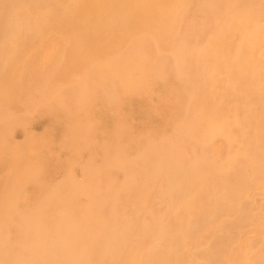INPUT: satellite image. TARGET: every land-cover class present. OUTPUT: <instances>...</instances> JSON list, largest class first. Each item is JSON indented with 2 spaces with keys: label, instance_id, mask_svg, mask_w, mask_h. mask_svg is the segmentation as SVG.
<instances>
[{
  "label": "rangeland",
  "instance_id": "1",
  "mask_svg": "<svg viewBox=\"0 0 264 264\" xmlns=\"http://www.w3.org/2000/svg\"><path fill=\"white\" fill-rule=\"evenodd\" d=\"M74 1L75 0H72V1H68V0L67 1L66 0H54V1L53 0H23V1L22 0H0V45H1L0 46V60H1L0 61L1 62L0 63V70H1L0 71V79H1L0 80V87H1L2 83L7 84L9 86V87L6 86L7 87L6 95L0 96V120H1L0 124L2 125V126L0 125L1 126L0 127V189L2 190L4 183L6 184L5 187L3 188L4 191L0 190V194H1L0 195V198H1L0 199V210H1L0 211V218H1V215L3 213H5L6 211H10V213L8 214L10 217H7V224L5 226H2V230L0 231V237H1L0 243L5 248L4 250L7 252V255L11 259L19 257V258H22L24 260V259L29 257V251H28L27 247L31 243L32 238L30 235H26V234L21 235L19 232L22 228V225H23L22 223L24 222V220H23L24 216L27 215V217H28L30 215V213L32 214L33 212L36 211V209L38 207V205L36 203L40 204L41 201H43L44 199H48V198L52 202L58 203L59 200L62 199L65 195L70 194L72 192L74 193V190L76 191L75 187L80 186L79 183H81L85 188H87L88 184L94 185L95 195L92 196L91 192L89 191V194H91L90 197L87 195L86 197H80L78 199L76 198V200L73 201L74 204L72 202L73 209L82 210L84 208H87L89 205H90V207L94 206V208H96L97 205H95V203L97 200V203L99 202L98 204L100 205L99 207L102 208L101 209L97 206L98 209H96V210H97V217L99 216L98 220L100 219L104 222V219H105V221H106L105 224L110 225L113 223L112 225L114 226V225L119 223L118 224L119 227L122 224L120 228H123V227L125 229L127 228V235L124 236L125 237L124 238L125 239L124 244H125V241L129 240L128 243L126 242L128 245H123L121 252L119 250V252H120V253H118L119 257L117 254L116 256H114L112 258H102L101 261L104 264H120V263L121 264L122 263L123 264H125V263L126 264H128V263L129 264H134V263L135 264H160V263L163 264V263H165L166 260L168 262L166 261L167 263H165V264H169L170 262H172L170 264H205V263L206 264H264V229H263L264 228V182H262V181H264V173H263V171H264V167H263L264 166L263 165V163H264V155H263L264 154V149H263L264 148V129L261 125V122L264 118V116H263L264 115V103H263L264 102V86L262 85V82L264 84V80L262 81V77H264V76H262L263 75L262 71L264 73V64H263L264 63V14H263V12H264V0H256V1L255 0H248V1L247 0H206V1L203 0L205 2L199 0V1H201V3L198 2V0H182V1L178 0L179 2L177 0H159V1L153 0V1H151V12L154 11L152 13V15H150L151 13H148L149 14L148 16L142 17V14L138 13L137 11L129 14L128 17H126V15L124 16L123 14L117 15L116 17H114L115 21L112 24L108 21L107 16L104 12H100V13L96 14V16H94L92 19L84 20V18H82V16H79L73 12V7H69V9L67 11H65L66 7L63 6L65 8L64 9V8H62V5H60V4H63V5L68 6L70 4L69 2L72 3ZM76 1L78 3L80 2V0H76ZM251 1L252 2L254 1V3H251ZM18 3L21 5L18 6ZM198 3H200L201 8L199 7ZM202 3H203V5L205 4V6H203ZM196 4H198V6H196ZM182 5H183V7H182ZM211 6H213V10L211 9L212 8ZM59 7H60V9H59ZM205 7L207 9H205ZM20 8H22V9H20ZM30 8H32V10ZM161 8H162V10H164V12L165 11L169 12L170 8L172 10V11L170 10V13H172V16H173L172 19L175 21V23L173 20H171V24L168 26L169 29L167 28L168 31L166 29H165V31H163L161 29V27L157 29L156 24H155L156 22L154 21V18L151 19V17L159 15L160 13L161 14L163 13ZM168 8H169V10H168ZM215 8L218 9V11L221 15L218 13V11ZM19 9L21 11H18ZM208 9H211L210 11H212V13H213V11H214V13H217L216 15H214L215 20L212 19L213 14L211 12L210 13L212 16L210 15V16H208L209 18L207 17V15L210 14V13L206 12V11H209ZM179 10H181L182 12ZM224 10H226V11H224ZM16 11H18V13H17V15L19 16L18 18H15V16L17 17V15L13 14L14 12L16 13ZM60 11H62V12H60ZM227 11H229V12H227ZM247 11L250 12V14L252 13V17H251L252 21L250 20L251 22L249 21V23H248V25H250L252 33L250 30H248L250 28H249V26H247V23L246 24H242V23L238 24V22H234L233 25L230 26L229 28L226 27L230 23V20L232 17L239 16L240 15L239 12L242 14V13H245ZM32 12L35 15V16L33 15V18H32ZM24 13L27 15H25ZM38 13H39V15H38ZM174 13H175V15H174ZM206 13H207V15L205 16L204 14H206ZM45 14L48 17V22L47 21L43 22V20L41 19L42 17L45 16ZM176 15H177V17L174 18ZM219 15H220V17H219ZM37 16H39V17H37ZM121 16L122 17L124 16L123 18L126 17L124 19L125 20L124 22L126 23V25L123 24L124 22H123V19ZM29 17H31L32 19H30ZM20 18L22 21L20 20ZM25 18L27 20H25ZM28 19H30V20H28ZM204 19H205V22L207 21L208 29H207V26L203 27L206 24L205 22H203ZM209 19H211V22L214 21L215 25L213 22L211 23L209 21ZM6 20H8V21L11 20L12 22L13 21L16 22V20H17V22L20 21L22 23L18 22V23H16L17 26L15 25L14 27H11L12 22L11 21L6 22ZM38 20H42V21L40 22ZM188 20L191 23L194 22V23H192V25H194V29L196 28L195 30L193 29V26L190 27L191 23L189 24ZM222 20H223V22H222ZM257 20L258 21L260 20V21L258 22ZM23 21H26L30 25H27L26 22H23ZM88 21H90L89 22L90 24L87 23ZM53 22H55V23H53ZM252 22L254 24H251ZM34 23L39 24V26H36V24H34ZM201 23H205V24L203 25ZM31 24H33V25H31ZM211 24H213L214 26L212 27ZM47 25H49L50 27H48ZM8 26L10 27V29H8L9 28ZM125 26H126V28H125ZM188 26L190 28H192L193 30L190 29ZM201 26L206 31H204V29L202 31ZM210 26L213 28L212 30H211ZM254 26H256L257 29L254 28ZM27 27H29V28H27ZM34 27H36L35 28L36 30L34 29ZM37 27L39 29H37ZM184 27L187 30L185 32L182 31L183 29L185 30ZM252 27L254 28V31H253ZM243 28H244V31H243ZM15 29L17 32L18 31L19 32L17 33L15 31ZM22 29H23V31H22ZM255 29H256V31H255ZM11 30H12V32L15 31L13 33L15 34L16 41L20 44H18L16 42V45L13 48L14 49L13 52L9 53L8 55L6 54L8 59H7V61H4V59L6 60V58H5L6 55L4 57V54L7 51L6 47H8V41H7V39H9V37H8L9 33L8 32H10ZM24 30H25V32H24ZM169 30H171V31H169ZM200 30L202 32H200ZM246 30H248V31H246ZM77 31H79V32H77ZM189 31H192L194 33L196 31L197 32H196V34H194V33L189 32ZM219 31H220V33H218ZM241 31H243V32H241ZM188 32L190 34H188ZM208 32H209V34H208ZM238 32H240L241 37L239 36ZM16 33H17L18 37L16 36ZM185 33H187L191 37L190 36L188 37V35H186ZM197 33H199V34H197ZM202 33L204 36H202ZM216 33H217V35L220 36L221 41H218L217 44H215V45H211L210 40L217 36ZM134 34H137V35H134ZM180 34H181V37L179 36ZM182 34H183V36H182ZM246 34H248V35H246ZM123 35H124V37H123ZM192 35L193 36L197 35V37H195V36L193 37ZM221 35H223V36H221ZM60 36H62V37H60ZM79 36H81V40L83 42L81 41V46L76 47L75 42L77 41V38ZM184 36L185 37L187 36V38H185V39L188 42L186 40H184V38H183ZM206 36L209 38H207ZM255 36H258V37H255ZM259 36H260V38H259ZM175 37H177L178 39H175ZM20 38H23V40ZM39 38H41V39H39ZM243 38H245V39H243ZM60 39H62L63 42ZM204 39L207 43L204 41ZM3 40H5V41H3ZM178 40L180 41V43H178L179 42ZM259 40H260V43H259ZM115 41L118 43H116ZM203 42H205V43L203 44ZM236 42L241 43V44L239 45ZM135 44H136V46H135ZM137 44L139 46H137ZM192 44H194V45H192ZM125 45H127V46H125ZM128 45H129V47H128ZM209 45H210V47H209ZM235 45H237V46H235ZM256 45H259V46H256ZM3 46H4V48H2ZM111 46L114 48H112ZM143 46L144 47L146 46V47L144 48ZM205 46H208V48ZM96 47H98V48H96ZM147 47H148V49H147ZM184 47L186 48V50ZM188 47H192V48H188ZM155 48H157V49L160 48V50L159 49L157 50ZM176 48H178V49H176ZM211 48H213V50ZM244 48L246 49L247 52L244 50ZM78 49H80V50H78ZM144 49H147V50H144ZM218 49H220V50L218 51ZM249 49L251 51H253L252 52L253 54L251 53V51ZM167 50H168V52H167ZM196 50H198V51H196ZM25 51H27V52L25 53ZM129 51H132V53L130 52V54H129ZM156 51H157V53H156ZM3 52H4V54H2ZM13 53H15V54H13ZM93 53H94V55H93ZM116 53H119V54L117 55ZM148 53H150V55ZM170 53H171V55H169ZM177 53H179L178 54L179 56L176 55ZM246 53H248V54H246ZM55 54H56V56H54ZM88 54H89V56H88ZM134 54H135V56H134ZM138 54H140V55H138ZM198 54H200L201 57ZM236 54H239L241 56L242 62L244 63V65H242L244 69H242V67L240 69L241 71H243L242 72L243 74L241 73V71H233V70L229 71L227 69L228 68L227 66L229 65V63L232 60H234V57ZM10 55L12 56L13 59L11 58ZM57 55H58V57H57ZM92 55L95 57H93ZM130 55H132L131 56L132 58L130 57ZM137 55L139 57H137ZM159 55H161V56H159ZM182 55L184 57H187V58L186 59L183 58ZM252 55H253V57H252ZM62 56H63V58H62ZM141 56H143V58ZM150 56H151V58H150ZM54 57H56V58H54ZM198 57H200V58L204 57V58L201 60ZM10 58H11V60H10ZM60 58H62V59H60ZM140 58H141V60H140ZM156 58L157 59L159 58L158 61ZM180 58H182V60L177 61ZM208 58H209V60L207 61ZM14 59H15V61H14ZM25 59H26V61H25ZM59 59H60V62H59ZM92 59L93 60L95 59L96 61L95 60L93 61ZM142 59H144L143 61H146V62H144L145 64L142 63ZM162 59L166 60V62L163 61ZM184 59H185V61H184ZM198 59H199V61H198ZM223 59H225V61ZM51 60H53V63H54V64H52V66L49 64V63H51ZM132 60H134V61L132 62ZM212 60H213V62H212ZM217 60H219L221 64ZM221 60H223V61H221ZM48 61H50V62L48 63ZM103 61H106L105 64ZM251 61H252V63H251ZM23 62H24V64H22ZM94 62H97V64ZM134 62L135 63L137 62L139 64H137V63L135 64ZM194 62H197V64ZM3 63L4 64L7 63V64L4 65ZM124 63H126L125 65L127 67L123 65ZM132 63H134V64H132ZM198 63L200 65L202 64V68H200L201 66ZM255 63H256V65H252ZM206 64H208V65H206ZM130 65H132V66H130ZM133 65L139 66L138 67V71L140 70L139 74H138V71H136L135 74H134V72L130 73L131 69H134V71L137 70V66L133 67ZM140 65H141V67H140ZM146 65L148 67H146ZM156 65H158V67ZM175 65H177L176 66L177 69H175ZM246 65L249 68L251 67L252 70H251V68L247 69V67H245ZM144 66L147 69V71L148 70L149 71L154 70L153 71L154 73L153 72H145L146 70H143V69H145ZM164 66H166V68ZM196 66L197 67L199 66V68L201 70L199 68L196 69L195 68ZM11 67L12 68L14 67L15 71H13V69ZM16 67H17V69H16ZM22 67H23V71H22ZM51 67H53L54 70ZM188 67H189V69H188ZM215 67H216V69H215ZM253 67L255 70H253ZM257 67H259V68H257ZM8 68H9V70H8ZM113 68L115 71L112 70ZM129 68H130V70H129ZM225 68H226V70H225ZM174 69H175V71L177 70L179 73L176 72L177 73L176 74ZM194 69H196V70H194ZM206 69H208V70H206ZM217 69H218V71H217ZM259 69H261V70H259ZM20 70H21V72H20ZM197 70H199V71H197ZM256 70H259L260 73ZM97 71H98V73H97ZM107 71L108 72L110 71V72L108 73ZM113 71L116 73H114ZM142 71H144V72L142 73ZM190 71H192V72H190ZM195 71H197L198 74ZM250 71H253V72H250ZM72 73H75V74H72ZM112 73H114V76L111 75ZM120 73H122L123 75H120ZM124 73L127 75L128 78L125 79V81L123 82L126 86H124V85L121 86V84H119L120 81L118 79L122 78L125 75ZM127 73H129V74H127ZM180 73H181V75L184 74V76H181ZM189 73H191V76ZM258 73L260 74L259 76H258ZM11 74H13V76ZM136 74H138V75H136ZM147 74H148L149 80L147 78ZM219 74H220V76H219ZM5 75H6V77H5ZM78 75H80V76L78 77ZM107 75H109V76H107ZM149 75L151 76L152 80L154 79L153 81L151 80ZM157 75L159 76L158 78H156ZM162 75H163V77H162ZM20 76H21V78H20ZM118 76H119V78H118ZM153 76L155 78H153ZM260 76H261V78H260ZM124 77H126V76H124ZM139 77H140V79H139ZM184 77L187 78L188 81ZM216 77H218L217 80H216ZM131 78H133V79L130 80ZM135 78H136V80H135ZM259 78L262 82L259 81ZM8 79H11V80H8ZM30 79H31V81H30ZM116 79L119 82H113V81H116ZM2 80H4V81H2ZM133 80L136 82H134ZM144 80H145V84H146L145 86H144ZM28 81L30 82V85L32 87L31 89H29L30 85H29ZM127 81L128 82L130 81V83H126ZM138 81H140V83H138ZM14 82H16V83H14ZM75 82H77V83H75ZM181 82H184L185 84L187 83L186 84L187 86ZM82 83L85 86L82 85ZM131 83H134V85H132ZM189 83H190V87H189ZM75 84L77 87L75 86ZM128 84H131V85H128ZM137 84H140V85H138V87H137L136 86ZM244 84H245V86H244ZM127 85H128V87H127ZM181 85H182V87L180 88ZM25 86H28V89H27V87L24 88ZM123 86L127 87L126 90ZM122 87H123V89H122ZM129 87L132 90H130ZM133 87H135V88H133ZM139 87L142 89V92H140L141 89ZM185 87L186 88L189 87L190 89L189 88L185 89ZM258 87L260 89L261 88L262 89L260 90ZM72 88H74V89L72 90ZM146 88H148V89L146 90ZM70 89L74 92V94H73V92H71ZM121 89H122V91H121ZM137 89H140V91ZM181 89H184V90H181ZM9 90H11V91H9ZM19 90H20V93H19ZM24 90L25 91L29 90L28 92H30V93L28 94V92L26 91L25 92L26 95H25ZM66 90H67V92H68V90L70 92L64 93V91H66ZM77 90H78V92H76ZM128 90H130V91H128ZM135 90L137 91V93ZM144 90H146V91H144ZM258 90H259V92H258ZM93 91H94V93L96 92V94H94ZM131 91H133V92L135 91V92L133 93ZM186 91L189 93V96L186 93ZM253 91L257 92V93L254 94ZM260 91L262 93H260ZM123 92H125L127 94H124ZM244 92H245V94H244ZM17 94H20V95H17ZM46 94H49V97ZM71 94H73L74 97L73 96L71 97ZM112 94H113V96H111ZM257 94H259V95H257ZM93 95L95 97H92ZM186 95H187V97H185ZM17 96H19V98ZM257 96H259L260 98H257ZM190 97H191V99H190ZM116 100H117V102H115ZM240 101L243 104H241ZM82 102H83V104H82ZM4 103H5V105H4ZM68 104H70L71 106L69 105L70 106L69 107ZM245 105H246V109H245ZM184 106H186V107L184 108ZM215 106H217V107H215ZM248 106H250V107H248ZM83 107H84V109H82ZM248 109H249V111H248ZM75 110H78V112ZM233 110H235V111H233ZM251 111L253 113L254 112L255 113L253 114ZM184 112H187V113H184ZM194 112H195V114L193 115ZM247 112L252 113L254 116L250 115V114L249 115L252 116L253 118L250 117ZM183 113L185 114V116L182 117V115H184ZM191 113H192V115H191ZM196 114H198V115H196ZM233 116H235V117H233ZM245 116H247L246 119H245ZM3 118H5V119H3ZM214 119L220 120L221 123L225 126L224 129H226V126L230 127L231 129L227 128L226 132L221 133L220 135L214 134L212 136H209L208 138L212 137V138H210L211 140L206 138L205 141H201L199 138H200V136L202 137V135H203L202 133L209 131L208 130L209 127H208L207 123L209 122V120L214 121ZM224 119L226 122H228V121L229 122L224 123ZM227 119H229V120H227ZM233 119H235V120H233ZM179 121L180 122L182 121V122L180 123ZM242 121H243V124H242ZM74 122H75V124H74ZM76 122L77 123L79 122L78 123L79 126L76 125ZM246 122H247V124H246ZM194 123L196 124V126ZM244 123L246 124L245 126H244ZM81 124H82V126H81ZM189 124H193V126H195V128L197 129V130L195 129V131L193 133H190V135L188 132L185 131V128H187V126H189ZM74 125L77 127H75ZM89 125H90V127H89ZM114 125H116V126H114ZM5 126H7V127H5ZM73 126L76 128V130L78 129L79 131L77 132ZM122 126H123V130L121 131ZM184 126H186V127H184ZM92 128H93V131L91 130ZM113 128L115 130L116 129L117 130L115 131ZM118 128L119 129L121 128L120 131L118 130ZM124 128H126V130ZM244 128H246V129H244ZM5 129H7V130H5ZM241 129L243 131H240ZM112 130L115 132H112ZM181 131H182V133H181ZM228 131H230V133ZM254 131H255V133H254ZM256 131H258V132H256ZM88 132H90V133H88ZM116 132H118V133H116ZM125 132L129 135V137H128V135L125 134ZM171 132H172V134H171ZM173 132H175V133L177 132L178 134L180 133L179 134L180 138L178 140H180L181 142H178V140H175L176 138H178L177 137L178 135H176L177 133L175 134ZM185 132H186V134H185ZM82 133L84 134V136L82 135ZM85 133H87V134H85ZM111 133H114L115 138H113L114 135H112ZM121 133L125 134L126 137H125V135L122 134L123 138L121 139V137H122ZM257 133H260V134H257ZM88 134H90V136L93 138L92 139L86 138V136H88ZM168 134H169V136H168ZM173 135H176L174 139H172L174 137ZM186 135H187V137L189 136V138L185 137ZM231 135H233V136H231ZM241 135H242V137H241ZM171 136H173V137H171ZM182 136H184V139H182L184 142L181 140ZM252 136H253V138H252ZM119 138L121 139V141L119 140ZM197 138H198V140H196ZM250 138H252L253 140H251ZM74 139L81 142L83 144V146H80L81 143H79V142H78V144H75L77 141H74ZM88 139H89L88 142H84V141H87ZM187 139H189L188 140L189 142L188 141L186 142ZM191 139H193V142ZM67 140H68V142H67ZM80 140H82V141H80ZM114 140H117V141L114 142ZM149 140L151 141V143ZM73 141H74V143H73ZM109 141H111V143ZM157 141H159V143L162 141L163 143L165 142L166 144L160 143L159 145H161V146H158V145L156 146V144H158V143H155V142H157ZM194 141H196V142L194 143ZM198 141H200V143H198ZM227 141H228V143H227ZM249 141L250 142L252 141L253 144L250 143ZM257 141L259 144H257ZM70 142L72 144H70ZM89 142L93 143V144H90ZM95 142H96V145L99 146V148L95 145ZM106 142H107V144H106ZM108 142L110 144H112V145H110V147L111 146L115 147V148H112L114 151H111L112 149L109 146H107V145H109ZM117 142H118V144H117ZM153 142L155 144H153ZM169 142H171L173 144H171ZM176 142L178 143V145L176 144ZM208 142H210V143H208ZM124 143H125V146L122 145ZM174 143H175V146L177 148L174 146ZM246 143H247V145H246ZM69 144L72 147H70ZM73 144H75V146H73ZM84 144H85V146H84ZM180 144H181V146H180ZM197 144H199V145H197ZM207 144H209V145H207ZM87 145L90 147L92 146L90 148V151L93 149L92 150L93 153H92V151L91 152L89 151V147ZM116 145H118L117 147H119V148H117ZM162 145H166L165 147L167 150L169 148L168 152H174V154H175L174 158L176 156H178L177 159H179V162H181L183 160L181 162V165H184L183 163H184L186 157H187V160H186L185 165L187 163L188 164L191 163V161L201 160L202 156L200 157V155L204 153L203 158H205V156H206V158L205 159L202 158V159L205 161H208L209 164H211V162H212V165H214L218 169L220 168V170L217 173L207 174L206 177L204 179H202V182L197 184V185H191L189 183H182L181 182L182 180L180 179V177L175 176V175L171 176V178L174 177L173 179H174L175 184L174 183L170 184V182H173V179H171L170 177H167V176H170V174L164 173L165 172L163 170V169H165L164 166H161L160 167L161 169L160 168H158V169L154 168L155 167V161H157V163H159L160 159H163L165 157V155H163V153H164L162 151L163 149L160 148V147H163ZM167 145H169L168 148H167ZM102 146L105 147V148L103 147L104 148L103 150H101ZM170 146H171V148H170ZM193 146H195L196 149L195 148L193 149ZM205 146H208V148ZM250 146L252 149L255 148V150L258 148L259 150L257 149V152L259 154L256 153L255 150H253L252 152L249 151V150H252V149H250ZM76 147L78 149H76ZM80 147L81 148L83 147V148L81 149ZM94 147L98 148V149L95 150ZM108 147L110 148V150ZM139 147H141V148H139ZM147 147H148V149H147ZM157 147H159L158 151H156ZM107 148L110 152H113V154H111L110 152L109 153H110V156L112 157V155H113L114 158L108 157V159H105V158H107V155L109 154V153L108 154L106 153V152H108ZM116 148H117V150L115 151ZM173 148H174V150H171ZM215 148H217L216 151L218 153L214 152ZM240 148L242 149V152H241ZM247 148H249V150H246ZM79 149H81V151ZM122 149H124L125 151H123ZM202 149H203V151H201ZM206 149H208V150L206 151ZM167 150L165 152H167ZM204 150L207 154H210L211 156L206 155ZM103 151H105L104 153L106 154V156H105V154L103 155ZM121 151H123V152L120 153ZM152 151L153 152L156 151V152L153 153ZM161 151H162L161 154L163 156L162 158H160L161 157V154H160ZM117 152H119L120 154H118ZM193 152H194V154L196 152L195 157L196 156L197 157L196 158L193 157L191 159V156H194ZM199 152H200V154H199ZM250 152H251V154H250ZM95 153H96V155H95ZM116 153H117V155H116ZM181 153L183 154L182 155L183 157L180 156ZM253 153H256L258 156L257 157L255 156L256 158H254ZM155 154H157L159 157ZM243 154H244V156H243ZM246 154H248V156ZM14 155H15V157H14ZM102 155H103V158L101 157ZM118 155H121V156H118ZM137 155H139L138 161L136 159L138 157ZM189 156H190V158H189ZM209 156H210V158H209L210 160L208 159ZM260 156H263V157L260 158ZM109 158H111V159L109 160ZM126 158L128 159V161H126L127 160ZM197 158H199V159H197ZM252 158H254L256 160H254ZM113 159H115V160H113ZM117 159H118V161H116ZM122 160H124V163ZM256 161L257 162L259 161V162L256 163ZM260 161H262L263 163H261ZM121 162H122V166H121ZM218 162H220V163H218ZM254 163H256V164H254ZM135 164H136V166H134ZM259 164L261 166L263 165L262 166L263 170L261 169V166L259 167ZM26 165H29V166L27 167ZM256 165H257V167H256ZM111 166H112V168H110ZM127 166H128V169H127ZM226 166H227V168H226ZM113 167H116V169H114ZM247 167H248V169H247ZM23 168H25L24 169L25 173L22 170ZM118 168L120 170V173H119V170H117ZM130 168H131V170H130ZM257 168H259L260 170ZM251 169H252V171H251ZM27 170H29V171H27ZM109 170H111V171H109ZM245 170H247V171H245ZM30 171H31V173H30ZM92 171H97L98 174L96 177L95 176L92 178L90 177V172H92ZM151 171H153L154 174ZM22 173H24L23 176L21 175ZM155 173L156 174L159 173V175L158 174L155 175ZM127 175H130V176H127ZM21 176H22V178H21ZM26 176L29 177V179L26 178ZM37 176L38 177L40 176L39 177L40 179H38V180H40V181L42 180L43 183L46 184L47 186L44 185L43 183H40L37 180V178H38ZM23 177H24V179H23ZM126 178H129L130 180L128 181V179H126ZM167 178L169 181L166 180ZM25 179H27L28 182H26L27 180H25ZM109 179H111L110 183H113L114 185L113 184L110 185V183L108 182ZM60 180H62V181H60ZM106 180L108 183L106 182ZM112 180H115V181H112ZM251 180H252V182H251ZM257 180H259V181H257ZM29 181H31V182H29ZM121 182L122 183L125 182L126 184H124V183L122 184ZM142 182H144V183H142ZM179 182H181V183L179 184ZM226 182H229L230 184L228 183L229 184L228 185ZM239 182H241V183H239ZM15 183H19V185L15 184ZM166 183L169 185H167ZM248 183H249V185H248ZM104 184H106V185H104ZM121 184L124 185L122 189H120V186H122ZM177 184L179 186L180 185L182 186V184H183L184 187H186V200H184L183 203L181 202V200H182L181 192L178 191L176 188ZM240 184H242V187L240 186ZM252 184H253V186H252ZM43 185L46 186L47 189L44 190L43 189L44 187L42 188ZM127 185H128V187H127ZM131 185H133V187ZM247 185L249 186L248 189H247V187H248ZM261 185H262V187H261ZM14 186H15V188H17L18 186L19 187H18V189H15ZM48 186H49V188H48ZM50 186H52V187H50ZM57 186L60 188L58 189ZM111 186H113V187L116 186V187H114L115 188L114 189ZM160 186H162V187H160ZM56 187L58 190L56 189ZM84 187H82V188H84ZM105 187H108V188H105ZM125 187H127L128 191L123 190V189H125ZM226 187H228V188H226ZM12 188H14L15 191L12 190ZM39 188H40V191H39ZM129 188H130V190H129ZM167 188H168V190H167ZM20 189H22V190H20ZM102 189H104L106 191H104V190L102 191ZM108 189H110V190H108ZM172 189H174V190H172ZM239 189L241 190V192L239 191ZM5 190H7V191H5ZM53 190H54V192H53ZM116 190H118V191L115 192ZM146 190H147V193H145ZM216 190H217V192H215ZM138 191L140 193L143 192V194L137 193ZM150 191H151V193H150ZM105 192H106V194H109V195H110V193H112V194L108 197V196H106V194H104ZM219 192H222V193L227 192L230 194V196H229L228 200L226 198L223 201L219 202L216 207H214V202H215L214 198H216V195ZM19 193H21V194H19ZM174 193H175V195H174ZM243 193H244V195H243ZM45 194H46V196H45ZM51 194H54V195L50 196ZM102 194H104V196H106V197L98 198L99 197L98 195H102ZM226 194H225V196H226ZM5 195H7L9 198ZM126 195H128L129 197ZM102 196H100V197H102ZM140 196H141V198H140ZM143 196H144V198L142 199ZM10 197H12V198L10 199ZM25 198H27V199L25 200ZM35 198H39V199H35ZM129 198H131V200ZM137 199H140V200H137ZM114 200H115V202H114ZM132 200H133V202H132ZM171 200H173V201H171ZM2 201L4 202L5 206L1 205V204H3ZM12 201H13V203H12ZM21 201H23L24 203ZM34 201H37V202L35 203ZM100 201H101V204H100ZM134 201H136V202H134ZM142 201H144V202H142ZM162 201H164V203ZM160 202H162L163 204ZM34 203L37 206L34 205ZM139 203H141V204H139ZM105 204L108 206V208ZM112 204H114V205H112ZM227 204H229V205H227ZM236 204H240V205L238 206ZM12 205L14 208L12 207ZM20 205H21V207H20ZM23 206L24 207L26 206V210H24L25 208ZM31 206L32 207L34 206V207L31 208ZM133 206H136V207L133 208ZM27 207L30 208V210H28ZM21 208H23V210ZM135 208L137 209V211ZM152 208H154L155 211ZM222 209H223V211H222ZM149 210L152 213L149 212ZM46 211L48 214L46 213ZM46 211H45V213H46L45 216L52 213V206H49ZM138 211L140 213L143 211L141 214L142 216L140 214L138 215ZM162 211H164V213ZM207 211H208V213H206ZM111 212H112V214H111ZM161 212L163 215L159 214ZM174 213H175V215H174ZM100 214L104 215V216L107 214L106 216H108L107 217L108 221L106 220V217L105 218H104V216L100 217L101 216ZM150 214H152V215H150ZM207 214H209V215H207ZM20 215H21V217H20ZM128 215H130V216H128ZM159 215H160V217H159ZM22 216H23V218H22ZM124 217H125V219L123 221L122 219ZM129 217H130V222L127 225ZM110 218H111V220H110ZM137 218H138V220H137ZM46 219L48 220V226H49L50 230H54L55 218H53L52 216L51 217L46 216ZM126 219H127V222H126ZM135 220H136V224H134ZM145 220L147 221V223ZM153 220L155 221V223ZM12 221L18 227L13 226ZM157 221L159 222V224H162L161 226H162V230L164 232L162 234L163 236H161V238H159L160 235L158 237L153 236L154 231L155 230L157 231L156 227H153V225L156 224ZM161 221H162V223H160ZM114 222H116V223L114 224ZM123 222H125V224L127 226L124 225ZM9 223H10V226H9ZM145 223H146V229H145V225H144ZM218 223H219V225H218ZM149 224L151 227L148 226ZM159 224H157V225L159 226ZM188 224H190L189 225L190 228L188 227L189 229L185 230L184 227ZM131 225H132V227H131ZM206 227H207V229H206ZM16 228H19L20 230L16 229ZM131 228L135 231H133ZM191 228H192V230L190 231ZM137 229H138V231H137ZM143 229L149 232V233H146V231H145L146 236H144L145 234L143 233L144 232ZM152 229H153V231H152ZM179 230L181 233L179 232ZM14 232H15V234H14ZM137 232H139V236L137 235L138 234ZM188 232H191V235H192V233L195 234V235H192L195 238H193V237L191 238V236L188 235V234H190ZM198 232H199V234H198ZM132 233H133V235H132ZM135 233H137L136 234L137 236L135 235ZM5 235H6V237H5ZM17 235L19 236V238ZM128 236H130V237H128ZM131 236H132V238H131ZM140 236H141V238H139ZM166 236H169L168 240L171 241L170 243H168ZM3 237H5V238H3ZM16 237H17V239H16ZM155 237L158 239L159 242L157 241V239ZM174 237H176V238H174ZM136 238H138V239H136ZM150 238L151 239L153 238L155 241L153 239H152L153 241L150 240ZM183 238L186 240L184 241ZM18 239H20L22 242L19 243ZM171 239H173V240H171ZM187 239H189V240H187ZM2 240H3V242H2ZM15 240H17V241H15ZM136 240H138V241H136ZM140 240L142 241V243ZM132 241H133V243H132ZM135 241L137 243H134ZM148 241L149 242L152 241L151 244ZM175 241L177 242V244ZM182 241H184L186 244L183 245L184 243ZM174 242H175L177 247H175ZM8 243H10V244H8ZM25 243H26V245H25ZM27 243H28V245H27ZM188 243L189 244L191 243L192 245L191 244L189 245ZM142 244H145V245H142ZM169 244H171V246H169ZM129 245H130V247H127ZM136 245H138V250L136 249L137 248ZM153 245H155V247L156 246L157 247L155 248ZM159 245H160V247H159ZM163 245L164 246L166 245V246L164 247ZM143 246L146 249L143 248ZM152 246H153V248H152ZM216 246L218 247L217 249H216ZM167 247H168V249H166ZM172 247L177 248V250L172 248ZM127 248H130V249H127ZM141 249L143 252H141ZM147 249H148V251H147ZM144 250L146 251V253ZM159 250L160 251L162 250L161 253ZM185 250H187V251H185ZM211 250L213 253L211 252ZM132 251H134V252L131 253ZM164 251L167 252V255H166V252H164ZM152 252H154V253L152 254ZM187 252H188V254H187ZM134 253H135V256L137 257V259L134 258L135 257ZM136 253L137 254L139 253L140 255H137ZM155 253L157 255H155ZM233 253H235V254L233 255ZM130 254H131V257L133 259L130 257ZM160 254H162L163 256ZM214 254H216V255H214ZM228 254L230 255V258L227 257V256H229ZM170 255H172V256H170ZM179 255L180 256L182 255V257H179ZM209 255L212 257H210ZM239 255H241V256H239ZM128 256H129V258H128ZM141 256L142 257L145 256V258L142 259ZM152 256H153V258H152ZM213 256H215V257H213ZM154 257H155L156 261L153 260ZM162 257H165V258L162 259ZM175 257H177V258H175ZM88 258H90V260L93 259L92 261L97 259V257L95 259V255H93V256L90 255ZM139 258L142 259L144 262L142 260H140ZM147 258H148V260H147ZM150 258L152 259L153 262L151 261ZM169 258L170 259L173 258V259L170 261ZM138 259H139V261H138ZM160 259H162V260H160ZM87 260H89V259H87ZM129 260L130 261L134 260V261L132 263L127 262ZM12 261H14V260H12ZM146 261H151V262H146ZM157 261H158V263H157ZM162 261H164V262L162 263ZM7 262H8V260H7ZM8 264H9V262H8Z\"/></svg>",
  "mask_w": 264,
  "mask_h": 264
},
{
  "label": "bare ground",
  "instance_id": "2",
  "mask_svg": "<svg viewBox=\"0 0 264 264\" xmlns=\"http://www.w3.org/2000/svg\"><path fill=\"white\" fill-rule=\"evenodd\" d=\"M23 1V0H22ZM54 1V0H53ZM67 1V0H66ZM68 1H72V0H68ZM151 1H153V0H80V2L78 3L76 0L74 1V2H69L68 4V6L67 5H63V4H60V5H62V8H64L63 6H65L66 7V10L65 11H67L68 9H69V7H73V12L75 13V14H77V15H79V16H82V18H84V20H89V19H92L94 16H96V14H98V13H100V12H104L105 14H106V16H107V19H108V21L112 24V23H114V21H115V19H114V17H116L117 15H126V17H128L129 16V14H131V13H133V12H135V11H137L138 13H141L142 14V17H146V16H148L149 14L148 13H151L150 15H152V13L154 12H151ZM159 1V0H158ZM178 1V0H177ZM182 1V0H181ZM201 1H203V0H201ZM201 1H199L198 0V2H200L201 3ZM206 1V0H205ZM205 1H203V2H205ZM248 1V0H247ZM256 1V0H255ZM179 2V1H178ZM187 2V1H186ZM66 3V2H65ZM158 3V2H157ZM183 3V2H182ZM200 3H198L199 4V7L201 6L200 5ZM251 3H254V1L252 2L251 1ZM29 4V3H28ZM27 4V5H28ZM59 4V3H58ZM57 4V5H58ZM186 4V3H185ZM198 4H196V6H198ZM212 4V3H211ZM16 5V4H15ZM19 5H21V4H19L18 3V6ZM59 5V6H60ZM165 5V4H164ZM173 5V4H172ZM176 5V4H175ZM179 5V4H178ZM202 5H203V3H202ZM17 6V5H16ZM17 6V7H18ZM174 6V5H173ZM177 6V5H176ZM180 6V5H179ZM195 6V7H196ZM203 6H205V4L203 5ZM202 6V7H203ZM207 6V5H206ZM260 6V5H259ZM21 7V6H20ZM34 7V6H33ZM32 7V8H33ZM48 7V6H47ZM171 7V6H170ZM182 7H183V5H182ZM209 7V6H208ZM212 7V8H211ZM210 8L213 10V6H211ZM236 7V6H235ZM258 7V6H257ZM8 8V7H7ZM32 8H30L31 10H32ZM44 8V7H43ZM167 8V7H166ZM172 8V7H171ZM171 8H170V10H171ZM180 8V7H179ZM187 8V7H186ZM201 8V7H200ZM9 9V8H8ZM20 9H22V8H20ZM18 10V11H21V10ZM25 9V8H24ZM59 9H60V7H59ZM65 9V8H64ZM153 9V8H152ZM155 9V8H154ZM198 9V8H197ZM204 9V8H203ZM205 9H207L206 7H205ZM211 9H208L209 11H206V12H208V13H212V11H210ZM216 9V8H215ZM214 9V10H215ZM12 10V9H11ZM49 10V9H48ZM161 10H162V8H161ZM167 10V9H166ZM168 10H169V8H168ZM170 10H169V12H164V10H162V14L160 13L159 15H156V16H153V17H151V19L152 18H154V21L156 22L155 24H156V28L158 29V28H160L161 27V29L163 30V31H165V29L167 30V28H168V26L171 24V20H173L172 18H173V16H172V13H170ZM175 10V9H174ZM177 10V9H176ZM217 11H218V9H216ZM234 10V9H233ZM232 10V11H233ZM5 11V10H4ZM15 11V10H14ZM18 11H16V13L14 12L13 14L15 15H17V13H18ZM63 11V10H62ZM62 11H60V12H62ZM172 11V10H171ZM178 11V10H177ZM179 11H181V10H179ZM200 11V10H199ZM224 11H226V10H224ZM223 11V12H224ZM237 11V10H236ZM6 12V11H5ZM11 12V11H10ZM25 12V11H24ZM36 12V11H35ZM46 12V11H45ZM64 12V11H63ZM136 12V13H137ZM182 12V11H181ZM180 12V13H181ZM227 12H229V11H227ZM256 12V11H255ZM22 13V12H21ZM20 13V14H21ZM43 13V12H42ZM204 13V12H203ZM211 13L209 14V15H207V13L206 14H204L205 16L207 15V17L208 16H210L211 15ZM218 13H219V11H218ZM257 13V12H256ZM25 14V13H24ZM29 14V13H28ZM66 14V13H65ZM72 14V13H71ZM213 18L212 19H214L215 18V16L214 15H216L217 13H214V11H213ZM220 14V13H219ZM234 14V13H233ZM239 16H237V17H232L231 18V20H230V23L226 26L227 28H229L230 26H232L233 25V23L234 22H238V24L239 23H242V24H246L247 23V26H249V28H250V25H248V23H249V21L251 20V17H252V13L250 14V12H245V13H240L239 12ZM254 14V13H253ZM263 14H264V12H263ZM12 15V14H11ZM22 15V14H21ZM25 15H27V14H25ZM33 12H32V18H33ZM38 15H39V13H38ZM51 15V14H50ZM174 15H175V13H174ZM203 15V16H204ZM221 15V14H220ZM220 15H219V17H220ZM35 16V15H34ZM41 16V15H40ZM43 16V15H42ZM123 16V17H124ZM132 16V15H131ZM212 16V15H211ZM19 16L17 15V17L15 16V18H18ZM22 17V16H21ZM37 17H39V16H37ZM122 17V16H121ZM122 17V19H123V22L125 21L124 19L126 18H123ZM177 17V15L174 17V18H176ZM180 17V16H179ZM218 17V18H219ZM226 17V16H225ZM261 17V16H260ZM14 18V19H15ZM30 19H32L31 17H29ZM102 18V17H101ZM100 18V19H101ZM181 18V17H180ZM209 18V17H208ZM30 19H28V20H30ZM42 20H43V22H45V21H47L48 22V17L46 16V14H45V16L44 17H42L41 18ZM20 20H21V18H20ZM25 20H27L26 18H25ZM42 20H38V21H42ZM215 20V19H214ZM254 20V19H253ZM8 20H6V22H7ZM11 21V20H10ZM10 21H8V22H10ZM22 21V20H21ZM33 21V20H32ZM37 21V20H36ZM174 21V20H173ZM172 21V22H173ZM180 21V20H179ZM194 21V20H193ZM209 21L211 22V19H209ZM229 21V20H228ZM252 21V20H251ZM250 21V22H251ZM258 21V20H257ZM260 21V20H259ZM258 21V22H259ZM5 22V21H4ZM12 22V21H11ZM19 23H22V22H20V21H18ZM17 22V20H16V22H12L11 23V27H14L15 25L17 26V24L16 23H18ZM23 22H26V21H23ZM46 22V23H47ZM86 22V21H85ZM90 21H88L87 23H89ZM122 22V23H123ZM188 22H189V20H188ZM202 22V21H201ZM203 22H205V19H204V21ZM213 23H214V25H215V22L214 21H212ZM211 22V23H212ZM222 22H223V20H222ZM52 23V22H51ZM53 23H55V22H53ZM174 23H175V21H174ZM191 22H189V24H190ZM192 23H194V22H192ZM192 23L190 24V27L191 26H193V29H194V25H192ZM206 23V24H205ZM205 23H201V24H205V26H203V27H206L207 26V21L205 22ZM26 24L27 25H30V24H28L27 22H26ZM34 24H36V23H34ZM44 24V23H43ZM68 24V23H67ZM90 24V23H89ZM124 25H126V23L124 22L123 23ZM153 24V23H152ZM179 24V23H178ZM251 24H254L253 22L251 23ZM10 25V24H9ZM31 25H33V24H31ZM46 25V24H45ZM131 25V24H130ZM187 25V24H186ZM197 25V24H196ZM200 25V24H199ZM212 25V27L214 26L213 24H211ZM36 26H39V24H36ZM42 26V25H41ZM48 27H50L49 25H47ZM111 26V25H110ZM120 26V25H119ZM172 26V25H171ZM181 26V25H180ZM198 26V25H197ZM219 26V25H218ZM9 27V26H8ZM20 27V26H19ZM25 27V26H24ZM31 27V26H30ZM58 27V26H57ZM189 27V26H188ZM189 27V28H190ZM196 27V26H195ZM202 27V26H201ZM202 27V31H203V28ZM211 27V26H210ZM211 27V30L213 29ZM225 27V28H226ZM242 27V26H241ZM260 27V26H259ZM6 28V27H5ZM27 28H29V27H27ZM36 27H34V29H35ZM44 28V27H43ZM83 28V27H82ZM85 28V27H84ZM107 28V27H106ZM118 28V27H117ZM125 28H126V26H125ZM179 28V27H178ZM185 28V27H184ZM188 28V29H189ZM226 28V29H227ZM253 28V27H252ZM254 28H256V26H254ZM254 28H253V31H254ZM8 29H10V27L8 28ZM17 29V28H16ZM16 29H15V31H16ZM26 29V28H25ZM37 29H39L38 27H37ZM64 29V28H63ZM169 29V28H168ZM190 29H192V28H190ZM192 29V30H193ZM196 29V28H195ZM194 29V30H195ZM207 29H208V26H207ZM237 29V28H236ZM257 29V28H256ZM256 29H255V31H256ZM33 30V29H32ZM36 30V29H35ZM34 30V31H35ZM130 30V29H129ZM133 30V29H132ZM150 30V29H149ZM154 30V29H153ZM178 30V29H177ZM200 30V32H202ZM210 30V31H211ZM235 30V29H234ZM238 30V29H237ZM236 30V31H237ZM248 30H250L251 31V28L250 29H248ZM248 30H246V31H248ZM15 31H13V32H15ZM22 31H23V29H22ZM122 31V30H121ZM127 31V30H126ZM151 31V30H150ZM168 31V30H167ZM169 31H171V30H169ZM183 32H185V31H187L186 30V28H185V30L183 29L182 30ZM204 31H206L205 29H204ZM243 31H244V28H243ZM243 31H241V32H243ZM249 31V32H250ZM258 31V30H257ZM12 32V30L10 31V32H8L9 33V35H8V37H9V39H7V41H8V47H6V53L4 54V52L2 53V54H4V57H5V55L7 54H9V53H12L13 52V48H14V46L16 45V38H15V34ZM17 32V31H16ZM19 32V31H18ZM17 32V33H18ZM24 32H25V30H24ZM23 32V33H24ZM27 32V31H26ZM31 32V31H30ZM42 32V31H41ZM77 32H79V31H77ZM125 32V31H124ZM128 32V31H127ZM189 32H192V31H189ZM188 32V34H190ZM197 32V31H196ZM196 32L194 33V32H192V33H194V34H196ZM17 33H16V36H17ZM52 33V32H51ZM56 33V32H55ZM130 33V32H129ZM134 33V32H133ZM178 33V32H177ZM182 33V32H181ZM205 33V32H204ZM218 33H220V31L218 32ZM239 33V36H240V32H238ZM248 33V32H247ZM251 33H252V31H251ZM262 33V32H261ZM38 34V33H37ZM41 34V33H40ZM63 34V33H62ZM146 34V33H145ZM150 34V33H149ZM166 34V33H165ZM186 35H188L187 33H185ZM197 34H199V33H197ZM208 34H209V32H208ZM256 34V33H255ZM5 35V34H4ZM32 35V34H31ZM36 35V34H35ZM134 35H137V34H134ZM140 35V34H139ZM216 35H217V33H216ZM246 35H248V34H246ZM261 35V34H260ZM63 36V35H62ZM62 36H60V37H62ZM127 36V35H126ZM125 36V37H126ZM177 36V35H176ZM180 37H181V34L179 35ZM182 36H183V34H182ZM190 35H188V37H189ZM193 36V35H192ZM195 36V35H194ZM193 36V37H194ZM202 36H204L203 35V33H202ZM210 36V35H209ZM221 36H223V35H221ZM254 36V35H253ZM13 37V38H12ZM18 37V36H17ZM20 37V36H19ZM85 37V36H84ZM123 37H124V35H123ZM191 37V36H190ZM195 37H197V35L195 36ZM207 37V36H206ZM230 37V36H229ZM241 37V36H240ZM239 37V38H240ZM243 37V36H242ZM252 37V36H251ZM255 37H258V36H255ZM46 38V37H45ZM96 38V37H95ZM131 38V37H130ZM134 38V37H133ZM152 38V37H151ZM184 38V40H186L185 38H187V36L185 37H183ZM207 38H209V37H207ZM206 38V39H207ZM228 38V37H227ZM247 38V37H246ZM259 38H260V36H259ZM20 39H22L23 40V38H20ZM39 39H41V38H39ZM75 39V38H74ZM84 39V38H83ZM175 39H178L177 37H175ZM182 39V38H181ZM221 38H220V36L219 35H217L215 38H212L210 41V43H211V45H215V44H217V42L218 41H221L220 40ZM242 39V38H241ZM243 39H245V38H243ZM6 40V39H5ZM5 40H3V41H5ZM62 42H63V40L62 39H60ZM68 40V39H67ZM85 40V39H84ZM183 40V41H184ZM227 40V39H226ZM81 36H79L78 38H77V43L75 42V46L76 47H79V46H81ZM122 41V40H121ZM143 41V40H142ZM166 41V40H165ZM179 41V40H178ZM187 41V40H186ZM204 41H205V39H204ZM240 41V40H239ZM255 41V40H254ZM24 42V41H23ZM83 42V41H82ZM110 42V41H109ZM116 42V41H115ZM126 42V41H125ZM135 42V41H134ZM164 42V41H163ZM188 42V41H187ZM206 42V41H205ZM205 42H203V44L205 43ZM18 43V42H17ZM65 43V42H64ZM63 43V44H64ZM69 43V42H68ZM116 43H118V42H116ZM137 43V42H136ZM165 43V42H164ZM175 43V42H174ZM178 43H180V41L178 42ZM207 43V42H206ZM209 43V44H210ZM236 43H238V42H236ZM235 43V44H236ZM259 43H260V40H259ZM18 44H20V43H18ZM72 44V43H71ZM154 44V43H153ZM152 44V45H153ZM177 44V43H176ZM184 44V43H183ZM182 44V45H183ZM188 44V43H187ZM239 45L241 44V43H238ZM253 44V43H252ZM258 44V43H257ZM3 45V44H2ZM95 45V44H94ZM132 45V44H131ZM149 45V44H148ZM155 45V44H154ZM192 45H194V44H192ZM208 45V44H207ZM262 45V44H261ZM1 46V45H0ZM21 46V45H20ZM19 46V47H20ZM83 46V45H82ZM120 46V45H119ZM125 46H127V45H125ZM135 46H136V44H135ZM137 46H139L138 44H137ZM185 46V45H184ZM197 46V45H196ZM230 46V45H229ZM235 46H237V45H235ZM254 46V45H253ZM256 46H259V45H256ZM22 47V46H21ZM63 47V46H62ZM112 47V46H111ZM110 47V48H111ZM128 47H129V45H128ZM144 47V46H143ZM146 47V46H145ZM144 47V48H145ZM173 47V46H172ZM181 47V46H180ZM204 47V46H203ZM205 47H207L208 48V46H205ZM209 47H210V45H209ZM2 48H4V46L2 47ZM64 48V47H63ZM75 48V47H74ZM96 48H98V47H96ZM108 48V47H107ZM112 48H114V47H112ZM111 48V49H112ZM127 48V47H126ZM131 48V47H130ZM153 48V47H152ZM151 48V49H152ZM185 48V47H184ZM188 48H192V47H188ZM235 48V47H234ZM18 49V48H17ZM33 49V48H32ZM106 49V48H105ZM110 49V50H111ZM135 49V48H134ZM147 49H148V47H147ZM147 49H144V50H147ZM155 49H157V48H155ZM154 49V50H155ZM159 50H160V48H158ZM157 49V50H158ZM174 49V48H173ZM176 49H178V48H176ZM180 49V48H179ZM212 50H213V48H211ZM227 49V48H226ZM255 49V48H254ZM253 49V50H254ZM64 50V49H63ZM72 50V49H71ZM74 50V49H73ZM76 50V49H75ZM78 50H80V49H78ZM118 50V49H117ZM120 50V49H119ZM128 50V49H127ZM153 50V49H152ZM151 50V51H152ZM172 50V49H171ZM185 50H186V48H185ZM211 50V51H212ZM220 49H218V51H219ZM235 50V49H234ZM233 50V51H234ZM244 50L246 51V49L244 48ZM250 50V49H249ZM260 50V49H259ZM16 51V50H15ZM14 51V52H15ZM28 51V50H27ZM27 51H25V53L27 52ZM83 51V50H82ZM98 51V50H97ZM122 51V50H121ZM136 51V50H135ZM140 51V50H139ZM162 51V50H161ZM196 51H198V50H196ZM228 51V50H227ZM251 51V50H250ZM257 51V50H256ZM261 51V50H260ZM63 52V51H62ZM102 52V51H101ZM130 52L132 53V51H129V54H130ZM138 52V51H137ZM143 52V51H142ZM150 52V51H149ZM167 52H168V50H167ZM174 52V51H173ZM172 52V53H173ZM190 52V51H189ZM201 52V51H200ZM247 52V51H246ZM253 51H251V53H252ZM59 53V52H58ZM81 53V52H80ZM147 53V52H146ZM151 53V52H150ZM150 53H148L149 55H150ZM156 53H157V51H156ZM13 54H15V53H13ZM96 54V53H95ZM117 55L119 54V53H116ZM179 53H177L176 55H178ZM190 54V53H189ZM202 54V53H201ZM246 54H248V53H246ZM253 54V53H252ZM259 54V53H258ZM261 54V53H260ZM7 55H6V60L4 59V61H7V59H8V57H7ZM12 55V54H11ZM10 55V56H11ZM63 55V54H62ZM93 55H94V53H93ZM92 55V56H93ZM138 55H140V54H138ZM137 55V57H139ZM143 55V54H142ZM169 55H171V53L169 54ZM199 56H200V54H198ZM31 56V55H30ZM29 56V57H30ZM54 56H56V54L54 55ZM72 56V55H71ZM88 56H89V54H88ZM115 56V55H114ZM132 55H130V57H131ZM134 56H135V54H134ZM146 56V55H145ZM159 56H161V55H159ZM163 56V55H162ZM179 56V55H178ZM181 56V55H180ZM183 56V55H182ZM223 56V55H222ZM250 56V55H249ZM259 56V55H258ZM257 56V57H258ZM3 57V56H2ZM28 57V56H27ZM57 57H58V55H57ZM73 57V56H72ZM91 57V56H90ZM93 57H95V56H93ZM110 57V56H109ZM127 57V56H126ZM142 58H143V56H141ZM172 57V56H171ZM190 57V56H189ZM201 57V56H200ZM200 57H198V58H200ZM206 57V56H205ZM221 57V56H220ZM252 57H253V55H252ZM261 57V56H260ZM11 58H12V56H11ZM11 58H10V60H11ZM54 58H56V57H54ZM62 58H63V56H62ZM62 58H60V59H62ZM89 58V57H88ZM87 58V59H88ZM132 58V57H131ZM145 58V57H144ZM150 58H151V56H150ZM154 58V57H153ZM161 58V57H160ZM174 58V57H173ZM183 58H187V57H184L183 56ZM204 58V57H203ZM203 58H200L201 60L203 59ZM207 58V57H206ZM224 58V57H223ZM251 58V57H250ZM249 58V59H250ZM13 59V58H12ZM23 59V58H22ZM60 59H59V62H60ZM81 59V58H80ZM104 59V58H103ZM107 59V58H106ZM119 59V58H118ZM128 59V58H127ZM134 59V58H133ZM139 59V58H138ZM157 59V58H156ZM159 59V58H158ZM158 59H157V61H158ZM172 59V58H171ZM185 59H184V61H185ZM195 59V58H194ZM3 60V59H2ZM55 60V59H54ZM72 60V59H71ZM93 60V59H92ZM95 60V59H94ZM93 60V61H94ZM98 60V59H97ZM130 60V59H129ZM140 60H141V58H140ZM144 59H142V63H144V62H146V61H143ZM148 60V59H147ZM150 60V59H149ZM163 61H165L166 62V60H164V59H162ZM169 60V59H168ZM173 60V59H172ZM180 60H182V58H180L179 60H177V61H180ZM196 60V59H195ZM209 60V58L207 59V61ZM211 60V59H210ZM224 61H225V59H223ZM223 60H221V61H223ZM248 60V59H247ZM252 60V59H251ZM1 61V60H0ZM3 61V62H4ZM14 61H15V59H14ZM25 61H26V59H25ZM96 61V60H95ZM123 61V60H122ZM127 61V60H126ZM134 60H132V62H133ZM162 61V62H163ZM198 61H199V59H198ZM217 61H219V60H217ZM250 61V60H249ZM50 61H48V63H49ZM55 62V61H54ZM71 62V61H70ZM92 62V61H91ZM98 62V61H97ZM97 62H94V63H96L97 64ZM104 62V64H105V62L106 61H103ZM129 62V61H128ZM151 62V61H150ZM172 62V61H171ZM183 62V61H182ZM187 62V61H186ZM192 62V61H191ZM204 62V61H203ZM212 62H213V60H212ZM215 62V61H214ZM1 63V62H0ZM47 63V64H48ZM64 63V62H63ZM102 63V62H101ZM130 63V62H129ZM135 63V62H134ZM134 63H132V64H134ZM137 63V62H136ZM135 63V64H136ZM141 63V64H142ZM194 63H196L197 64V62H194ZM200 63V62H199ZM198 63V64H199ZM216 63V62H215ZM219 63H220V61H219ZM246 63V62H245ZM251 63H252V61H251ZM4 64V63H3ZM5 64H7V63H5ZM4 64V65H5ZM22 64H24V62L22 63ZM51 66H52V64H54L53 63V60H51V63H49ZM48 64V65H49ZM89 64V63H88ZM93 64V63H92ZM95 64V65H96ZM126 63H124L123 65L124 66H126L125 65ZM137 64H139V63H137ZM145 64V63H144ZM147 64V63H146ZM155 64V63H154ZM160 64V63H159ZM167 64V63H166ZM165 64V65H166ZM195 64V65H196ZM221 64V63H220ZM264 64V63H263ZM85 65V64H84ZM99 65V64H98ZM180 65V64H179ZM200 65V64H199ZM206 65H208V64H206ZM242 65H244V63L242 62V58H241V56L239 55V54H236L235 55V57H234V60H232L230 63H229V65L227 66L228 68V70L229 71H241L240 69H241V67H242V69H244L243 68V66ZM252 65H256V63L255 64H252ZM23 66V65H22ZM58 66V65H57ZM65 66V65H64ZM101 66V65H100ZM130 66H132V65H130ZM129 66V67H130ZM134 66H137V65H133V67ZM154 66V65H153ZM157 67H158V65H156ZM167 66V65H166ZM166 66H164L165 68H166ZM176 66L177 65H175V69H177L176 68ZM201 67L200 68H202V64L200 65ZM259 66V65H258ZM261 66V65H260ZM15 67V66H14ZM14 67L12 68L13 69V71H15V69H14ZM117 67V66H116ZM127 67V66H126ZM138 67L139 66H137V70H135L134 71V69H131V71H130V73L132 72H134V74L136 73V71H138ZM140 67H141V65H140ZM146 67H148L147 65H146ZM152 67V66H151ZM156 67V68H157ZM174 67V66H173ZM221 67V66H220ZM223 67V66H222ZM245 67H247V65L245 66ZM4 68V67H3ZM52 69H53V67H51ZM101 68V67H100ZM144 68H145V66H144ZM161 68V67H160ZM196 69L197 68H199V66L197 67H195ZM199 68V69H200ZM205 68V67H204ZM203 68V69H204ZM210 68V67H209ZM251 68V67H250ZM249 67H247V69H250ZM257 68H259V67H257ZM16 69H17V67H16ZM97 69V68H96ZM110 69V68H109ZM126 69V68H125ZM149 69V68H148ZM175 69H174V71H175ZM181 69V68H180ZM188 69H189V67H188ZM196 69H194V70H196ZM214 69V68H213ZM215 69H216V67H215ZM246 69V68H245ZM262 69V68H261ZM261 69H259V70H261ZM8 70H9V68H8ZM54 70V69H53ZM93 70V69H92ZM112 70H114V68L112 69ZM122 70V69H121ZM129 70H130V68H129ZM143 70H146L145 72H153V71H147V69L145 68V69H143ZM158 70V69H157ZM183 70V69H182ZM201 70V69H200ZM206 70H208V69H206ZM225 70H226V68H225ZM251 70H252V68H251ZM253 70H255L254 69V67H253ZM259 70H256V71H258L259 72ZM1 71V70H0ZM22 71H23V67H22ZM85 71V70H84ZM103 71V70H102ZM115 71V70H114ZM113 71V72H114ZM126 71V70H125ZM140 71V70H139ZM139 71H138V74H139ZM189 71V70H188ZM193 71V70H192ZM192 71H190V72H192ZM197 71H199V70H197ZM197 71H195L196 73H197ZM210 71V70H209ZM217 71H218V69H217ZM20 72H21V70H20ZM32 72V71H31ZM108 72V71H107ZM106 72V73H107ZM110 72V71H109ZM108 72V73H109ZM120 72V71H119ZM144 71H142V73H143ZM157 72V71H156ZM164 72V71H163ZM176 72H178L177 70L175 71V73ZM203 72V71H202ZM243 71H241V73H242ZM246 72V71H245ZM250 72H253V71H250ZM23 73V72H22ZM21 73V74H22ZM93 73V72H92ZM97 73H98V71H97ZM114 73H116V72H114ZM114 73H112L111 75L112 76H114ZM154 73V72H153ZM179 73V72H178ZM187 73V72H186ZM239 73V72H238ZM248 73V72H247ZM260 73V72H259ZM258 73V76L260 75ZM72 74H75V73H72ZM90 74V73H89ZM94 74V73H93ZM101 74V73H100ZM125 74V73H124ZM127 74H129V73H127ZM138 74H136V75H138ZM162 74V73H161ZM177 74V73H176ZM183 74V73H182ZM190 74V76H191V73H189ZM198 74V73H197ZM243 74V73H242ZM241 74V75H242ZM262 76H264V73H263V71H262ZM12 76H13V74H11ZM24 75V74H23ZM43 75V74H42ZM92 75V74H91ZM95 75V74H94ZM120 75H123L122 73H120ZM133 75V74H132ZM135 75V76H136ZM145 75V74H144ZM151 75V74H150ZM149 75V77L151 78V76ZM165 75V74H164ZM180 75H181V73H180ZM179 75V76H180ZM218 75V74H217ZM245 75V74H244ZM75 76V75H74ZM77 76V75H76ZM80 75H78V77H79ZM86 76V75H85ZM107 76H109V75H107ZM117 76V75H116ZM124 76H126V77H124ZM122 78H120V79H118L119 81H120V83L119 84H121V86L122 85H124V86H126L123 82L125 81V79H127L128 77H127V75L125 74ZM131 76V75H130ZM181 76H184V74L183 75H181ZM180 76V77H181ZM189 76V75H188ZM206 76V75H205ZM219 76H220V74H219ZM5 77H6V75H5ZM106 77V76H105ZM138 77V76H137ZM159 76L157 75V77L156 78H158ZM162 77H163V75H162ZM20 78H21V76H20ZM29 78V77H28ZM44 78V77H43ZM107 78V77H106ZM114 78V77H113ZM118 78H119V76H118ZM147 78H148V74H147ZM153 78H155L154 76H153ZM183 78V77H182ZM185 78V77H184ZM197 78V77H196ZM204 78V77H203ZM217 78L218 77H216V80H217ZM260 78H261V76H260ZM260 78H259V81H261L260 80ZM264 77H262V81L264 80L263 79ZM47 79V78H46ZM79 79V78H78ZM87 79V78H86ZM111 79V78H110ZM133 78H131L130 80H132ZM139 79H140V77H139ZM185 79H187V78H185ZM1 80V79H0ZM8 80H11V79H8ZM17 80V79H16ZM38 80V79H37ZM84 80V79H83ZM117 79H116V81H113V82H119ZM135 80H136V78H135ZM148 80H149V78H148ZM147 80V81H148ZM151 80H152V78H151ZM154 80V79H153ZM152 80V81H153ZM2 81H4V80H2ZM13 81V80H12ZM21 81V80H20ZM30 81H31V79H30ZM89 81V80H88ZM134 81V80H133ZM142 81V80H141ZM182 81V80H181ZM187 81H188V79H187ZM194 81V80H193ZM261 81V82H262ZM29 82V81H28ZM134 82H136V81H134ZM149 82V81H148ZM10 83V82H9ZM14 83H16V82H14ZM20 83V82H19ZM75 83H77V82H75ZM81 83V82H80ZM85 83V82H84ZM112 83V82H111ZM123 83V84H122ZM126 83H130V81L128 82H126ZM138 83H140V81H138ZM181 83H184V82H181ZM226 83V82H225ZM249 83V82H248ZM257 83V82H256ZM11 84V83H10ZM132 85H134V83H131ZM131 84H128V85H131ZM149 84V83H148ZM185 84V83H184ZM187 84V83H186ZM185 84V85H186ZM252 84V83H251ZM258 84V83H257ZM29 85H30V82H29ZM82 85H84L83 83H82ZM94 85V84H93ZM118 85V84H117ZM128 85H127V87H128ZM138 85H140V84H137L136 86L138 87ZM146 84H145V80H144V86H145ZM184 85V86H185ZM223 85V84H222ZM262 85L264 86V84H263V82H262ZM261 85V86H262ZM9 87L7 84H4V83H2L1 84V87H0V96H5L6 95V92H7V87ZM64 86V85H63ZM75 86H76V84H75ZM85 86V85H84ZM83 86V87H84ZM120 86V85H119ZM123 86V87H124ZM143 86V87H144ZM187 86V85H186ZM241 86V85H240ZM244 86H245V84H244ZM253 86V85H252ZM22 87V86H21ZM27 87V89H28V86H25L24 88H26ZM77 87V86H76ZM123 87H122V89H123ZM127 87H124L125 88V90H126V88ZM141 87V86H140ZM139 87V88H140ZM179 87V86H178ZM182 87V85L180 86V88ZM189 87H190V83H189ZM188 87V88H189ZM32 87H31V85H30V87H29V89H31ZM130 88V87H129ZM133 88H135V87H133ZM188 88H186L185 87V89H188ZM234 88V87H233ZM259 88V87H258ZM74 88H72V90H73ZM91 89V88H90ZM122 89H121V91H122ZM141 89V88H140ZM140 89H137V90H139L140 91ZM144 89V88H143ZM148 88H146V90H147ZM190 89V88H189ZM260 89V88H259ZM262 89V88H261ZM260 89V90H261ZM71 90V89H70ZM71 90V92H73ZM94 90V89H93ZM119 90V89H118ZM124 90V91H125ZM130 90H132L131 88H130ZM130 90H128V91H130ZM146 90H144V91H146ZM181 90H184V89H181ZM9 91H11V90H9ZM27 91V90H26ZM25 90H24V93L26 92ZM29 91V90H28ZM27 91V92H28ZM81 91V90H80ZM136 91V90H135ZM134 91V92H135ZM138 91V92H139ZM143 91V92H144ZM70 91L68 90V92H67V90L66 91H64V93H69ZM76 92H78V90L76 91ZM131 92H133V91H131ZM133 92V93H134ZM140 92H142V89H141V91ZM191 92V91H190ZM254 92V91H253ZM258 92H259V90H258ZM19 93H20V90H19ZM30 92H28V94H29ZM93 93H94V91H93ZM121 93V92H120ZM124 94H127V93H125V92H123ZM136 93H137V91H136ZM186 93L188 94V96H189V93L186 91ZM185 93V94H186ZM257 92H254V94H256ZM260 93H262L261 91H260ZM10 94V93H9ZM73 94H74V92H73ZM73 94H71V97L73 96ZM94 94H96V92L94 93ZM111 94V93H110ZM244 94H245V92H244ZM17 95H20V94H17ZM25 95H26V93H25ZM48 97H49V94H46ZM69 95V94H68ZM123 95V94H122ZM191 95V94H190ZM257 95H259V94H257ZM8 96V95H7ZM12 96V95H11ZM10 96V97H11ZM81 96V95H80ZM97 96V95H96ZM111 96H113V94L111 95ZM192 96V95H191ZM18 98H19V96H17ZM57 97V96H56ZM74 97V96H73ZM92 97H95L94 95L92 96ZM185 97H187V95L185 96ZM193 97V96H192ZM189 98V97H188ZM257 98H260L259 96H257ZM74 99V98H73ZM190 99H191V97H190ZM189 99V100H190ZM16 100V99H15ZM77 100V99H76ZM33 101V100H32ZM73 101V100H72ZM259 101V100H258ZM60 102V101H59ZM71 102V101H70ZM104 102V101H103ZM115 102H117V100L115 101ZM262 102V101H261ZM7 103V102H6ZM75 103V102H74ZM85 103V102H84ZM185 103V102H184ZM187 103V102H186ZM239 103V102H238ZM240 103H241V101H240ZM239 103V104H240ZM264 103V102H263ZM49 104V103H48ZM72 104V103H71ZM82 104H83V102H82ZM188 104V103H187ZM236 104V103H235ZM241 104H243V103H241ZM4 105H5V103H4ZM11 105V104H10ZM67 105V104H66ZM70 104H68V106H69ZM185 105V104H184ZM218 105V104H217ZM71 106V105H70ZM69 106V107H70ZM253 106V105H252ZM68 107V108H69ZM75 107V106H74ZM186 106H184V108H185ZM215 107H217V106H215ZM243 107V106H242ZM248 107H250V106H248ZM57 108V107H56ZM55 108V109H56ZM77 108V107H76ZM75 108V109H76ZM81 108V107H80ZM201 108V107H200ZM239 108V107H238ZM66 109V108H65ZM73 109V108H72ZM71 109V110H72ZM82 109H84V107L82 108ZM81 109V110H82ZM216 109V108H215ZM214 109V110H215ZM245 109H246V105H245ZM70 110V111H71ZM79 110V109H78ZM78 110H75V111H77L78 112ZM191 110V109H190ZM80 111V110H79ZM83 111V110H82ZM186 111V110H185ZM188 111V110H187ZM195 111V110H194ZM209 111V110H208ZM233 111H235V110H233ZM248 111H249V109H248ZM12 112V111H11ZM252 112V111H251ZM20 113V112H19ZM26 113V112H25ZM184 113H187V112H184ZM183 113V114H184ZM234 113V112H233ZM237 113V112H236ZM248 113V112H247ZM253 113V112H252ZM252 113H248V115L250 114V115H253ZM195 114V112L193 113V115ZM4 115V114H3ZM191 115H192V113H191ZM196 115H198V114H196ZM247 115V114H246ZM249 115V116H250ZM183 116H185V114L184 115H182V117ZM226 116V115H225ZM254 116V115H253ZM264 116V115H263ZM197 117V116H196ZM223 117V116H222ZM233 117H235V116H233ZM246 117L247 116H245V119H246ZM250 117H252V116H250ZM262 117V116H261ZM9 118V117H8ZM14 118V117H13ZM198 118V117H197ZM253 118V117H252ZM3 119H5V118H3ZM2 119V120H3ZM212 119V118H211ZM251 119V118H250ZM260 119V118H259ZM207 120V119H206ZM227 120H229V119H227ZM233 120H235V119H233ZM248 120V119H247ZM78 121V120H77ZM203 121V120H202ZM0 122H1V120H0ZM180 122V121H179ZM182 122V121H181ZM180 122V123H181ZM208 122V121H207ZM226 121H225V119H224V123H225ZM229 122V121H228ZM228 122H226V123H228ZM236 122V121H235ZM79 123V122H78ZM77 122H76V125H78L79 126V124H78ZM179 123V124H180ZM190 123V122H189ZM192 123V122H191ZM197 123V122H196ZM205 123V122H204ZM74 124H75V122H74ZM178 124V125H179ZM183 124V123H182ZM195 124V123H194ZM208 124V127H209V131L208 132H205V133H202L203 135H202V137L200 136V140L201 141H205V139L206 138H208L209 136H212V135H214V134H221V133H224V132H226V129L227 128H230V127H228V126H226V129H224L225 128V126L221 123V121L220 120H215L214 119V121H210L209 120V122L207 123ZM230 124V123H229ZM234 124V123H233ZM242 124H243V121H242ZM246 124H247V122H246ZM245 123H244V126L246 125ZM1 125V124H0ZM5 125V124H4ZM117 125V124H116ZM116 125H114V126H116ZM121 125V124H120ZM184 125V124H183ZM206 125V124H205ZM238 125V124H237ZM236 125V126H237ZM261 125H262V127H263V129H264V118H263V120H262V122H261ZM2 126V125H1ZM0 126V127H1ZM75 126V125H74ZM73 126V127H74ZM81 126H82V124H81ZM195 126H196V124H195ZM195 126H193V124H189V126H187V128H185V131L186 132H188L189 133V135H190V133H193L194 131H195ZM243 126V125H242ZM249 126V125H248ZM247 126V127H248ZM253 126V125H252ZM5 127H7V126H5ZM75 127H77V126H75ZM74 127V128H75ZM89 127H90V125H89ZM184 127H186V126H184ZM183 127V128H184ZM239 127V126H238ZM256 127V126H255ZM85 128V127H84ZM116 128V127H115ZM177 128V127H176ZM180 128V127H179ZM250 128V127H249ZM2 129V128H1ZM114 129V128H113ZM121 129V128H120ZM120 129L118 128V130L120 131ZM125 130H126V128H124ZM231 129V128H230ZM244 129H246V128H244ZM258 129V128H257ZM260 129V128H259ZM3 130V129H2ZM5 130H7V129H5ZM75 130H76V128H75ZM81 130V129H80ZM84 130V129H83ZM92 131H93V128L91 129ZM115 130V129H114ZM117 130V129H116ZM115 130V131H116ZM123 130V126H122V129H121V131ZM128 130V129H127ZM183 130V129H182ZM197 130V129H196ZM225 130V131H224ZM229 130V129H228ZM249 130V129H248ZM261 130V129H260ZM73 131V130H72ZM77 132L79 131L78 129L76 130ZM82 131V130H81ZM115 131H113L112 130V132H115ZM173 131V130H172ZM180 131V130H179ZM240 131H243L242 129L240 130ZM75 132V131H74ZM124 132V131H123ZM178 132V131H177ZM176 132V133H177ZM186 132H185V134H186ZM229 133H230V131H228ZM256 132H258V131H256ZM88 133H90V132H88ZM116 133H118V132H116ZM173 133H175V132H173ZM175 133V134H176ZM181 133H182V131H181ZM196 133V132H195ZM254 133H255V131H254ZM66 134V133H65ZM73 134V133H72ZM79 134V133H78ZM77 134V135H78ZM85 134H87V133H85ZM112 135H114V133H111ZM120 134V133H119ZM122 134L123 133H121V136H122ZM125 134L126 135H128L126 132H125ZM125 134H123V135H125ZM171 134H172V132H171ZM180 134V133H179ZM179 134L177 133L176 135H178L177 137L178 138H176L175 140H178L180 137H179ZM197 134V133H196ZM200 134V133H199ZM208 134V135H207ZM257 134H260V133H257ZM76 135V136H77ZM81 135V134H80ZM82 135L84 136V134L82 133ZM126 135H125V137H126ZM176 135H173V136H171V137H173L172 139H174L175 138V136ZM188 135V134H187ZM187 135L185 136V137H187ZM198 135V134H197ZM207 135V136H206ZM228 135V134H227ZM263 135V134H262ZM69 136V135H68ZM79 136V135H78ZM168 136H169V134H168ZM224 136V135H223ZM231 136H233V135H231ZM71 137V136H70ZM90 136V134H88V136H86V138H89V139H92L93 137H91ZM113 137V136H112ZM111 137V138H112ZM128 137H129V135H128ZM143 137V136H142ZM241 137H242V135H241ZM256 137V136H255ZM258 137V136H257ZM72 138V137H71ZM113 138H115V135H114V137ZM112 138V139H113ZM123 138V136L121 137V139ZM165 138V137H164ZM170 138V137H169ZM187 138H189V136L187 137ZM210 138H212V137H210ZM210 138H208V139H210ZM230 138V137H229ZM232 138V137H231ZM252 138H253V136H252ZM252 138H250L251 140H253ZM76 139V138H75ZM74 139V141H77L75 144H78V140H75ZM89 139L87 140V141H84V142H88L89 141ZM121 139L119 138V140L121 141ZM168 139V138H167ZM182 139H184V136H182L181 137V140ZM72 140V139H71ZM165 140V139H164ZM163 140V141H164ZM169 140V139H168ZM171 140V139H170ZM189 139H187L186 140V142L188 141ZM192 140V142H193V139H191ZM196 140H198V138L196 139ZM211 140V139H210ZM70 141V140H69ZM74 141H73V143H74ZM80 141H82V140H80ZM117 140H114V142H116ZM150 141V140H149ZM166 141V140H165ZM174 141V140H173ZM183 141V140H182ZM236 141V140H235ZM248 141V140H247ZM246 141V142H247ZM260 141V140H259ZM67 142H68V140H67ZM110 143H111V141H109ZM108 142V143H109ZM178 142H181L180 140H178ZM184 142V141H183ZM182 142V143H183ZM189 142V141H188ZM196 141H194V143H195ZM250 142V141H249ZM248 142V143H249ZM79 143H81V142H79ZM90 143V142H89ZM109 143V145H107V146H109L110 147V145H112V144H110ZM122 143V142H121ZM148 143V142H147ZM150 143H151V141H150ZM155 143H158V144H156V146L158 145V146H161V145H159L160 143H163L162 141L159 143V141H157V142H155ZM154 142H153V144H155ZM169 143H171V142H169ZM181 143V144H182ZM193 143V144H194ZM198 143H200V141H198ZM208 143H210V142H208ZM227 143H228V141H227ZM234 143V142H233ZM250 143H252V141L250 142ZM70 144H72L71 142H70ZM69 144V145H70ZM75 144H73V146H75ZM86 144V143H85ZM85 144H84V146H85ZM90 144H93V143H90ZM89 144V145H90ZM105 144V143H104ZM106 144H107V142H106ZM115 144V143H114ZM113 144V145H114ZM117 144H118V142H117ZM152 144V145H153ZM163 144H166L165 142L163 143ZM171 144H173V143H171ZM176 144L178 145V143L176 142ZM181 144H180V146H181ZM204 144V143H203ZM230 144V143H229ZM245 144V143H244ZM243 144V145H244ZM253 144V143H252ZM251 144V145H252ZM257 144H259L258 143V141H257ZM63 145V144H62ZM68 145V146H69ZM95 145H96V142H95ZM122 145H124L125 146V143L124 144H122ZM129 145V144H128ZM127 145V146H128ZM170 145V144H169ZM169 145H167V148L169 147ZM195 145V144H194ZM197 145H199V144H197ZM207 145H209V144H207ZM231 145V144H230ZM246 145H247V143H246ZM80 146H83V144L81 143L80 144ZM88 146V145H87ZM86 146V147H87ZM94 146V145H93ZM97 146V145H96ZM118 145H116V147H117ZM126 146V147H127ZM163 147H160L161 149H163L162 151L164 152L163 153V155H165V157L163 158V159H160V162L159 163H157V161H155V169H158V168H160L161 166H164V168L165 169H163L164 171V173L165 174H170V176H167V177H170L171 178V176H179L180 177V179L182 180L181 182L182 183H189V184H191V185H197V184H199V183H201L202 182V179H204L205 177H206V175L207 174H212V173H217V172H219V170H220V168L218 169L217 167H215L214 165H212V162H211V164H209L208 163V161H205V160H203V159H205L206 158V156H205V158H203V154H201L200 155V157L202 156V158H201V160H198V161H191V163H187L186 165H185V163H186V160H187V157H186V159H185V161H184V165H181V162L183 161H181V162H179V159H177V157L178 156H176L175 158H174V156H175V154H174V152H168V150H169V148H168V150L166 149V145H162ZM174 146H175V143H174ZM245 146V145H244ZM249 146V145H248ZM70 147H72L71 145H70ZM89 147V151H90V148L92 147H90V146H88ZM98 148H99V146H97ZM104 146H102L101 147V150H103L104 148H103ZM108 147V148H109ZM121 147V146H120ZM143 147V146H142ZM176 147V146H175ZM205 147H207L208 148V146H205ZM247 147V146H246ZM81 148V147H80ZM83 148V147H82ZM81 148V149H82ZM85 148V147H84ZM98 148H95L94 147V149L96 150V149H98ZM108 148H107V150H108ZM111 149L112 148H115V147H110ZM110 148H109V150H110ZM117 148H119V147H117ZM117 148L115 149V151L117 150ZM128 148V147H127ZM139 148H141V147H139ZM153 148V147H152ZM156 148V147H155ZM159 147H157V149H156V151H158L159 149H158ZM170 148H171V146H170ZM177 148V147H176ZM195 148V146H193V149ZM203 148V147H202ZM244 148V147H243ZM73 149V148H72ZM75 149V148H74ZM76 149H78L77 147H76ZM81 149H79L80 151H81ZM86 149V148H85ZM144 149V148H143ZM147 149H148V147H147ZM150 149V148H149ZM167 150V152H165L166 150ZM183 149V148H182ZM196 149V148H195ZM200 149V148H199ZM241 149V148H240ZM250 149H252L251 148V146H250ZM258 149V148H257ZM257 149L255 150V148L254 149H252V150H249V148H247L246 150H249V151H253V150H255L256 151V153H258L257 152ZM264 149V148H263ZM93 150V149H92ZM91 150V151H92ZM108 150V152H106L107 154L110 152ZM123 151H125L124 149H122ZM137 150V149H136ZM145 150V149H144ZM171 150H174V148L173 149H171ZM180 150V149H179ZM208 149H206V151H207ZM217 150V148H215L214 149V152H217L216 151ZM230 150V149H229ZM259 150V149H258ZM90 151V152H91ZM98 151V150H97ZM111 151H114L113 149L111 150ZM120 151V150H119ZM123 151H121L120 153H122ZM138 151V150H137ZM150 151V150H149ZM155 151V152H156ZM162 151L160 152V154L162 153ZM178 151V150H177ZM176 151V152H177ZM201 151H203V149L201 150ZM245 151V150H244ZM254 151V152H255ZM262 151V150H261ZM260 151V152H261ZM102 152V151H101ZM105 151H103V155L105 154L104 153ZM145 152V151H144ZM151 152V151H150ZM153 152V151H152ZM155 152H153V153H155ZM204 152H205V150H204ZM213 152V151H212ZM241 152H242V149H241ZM251 152H250V154H251ZM75 153V152H74ZM92 153H93V151H92ZM111 154H113V152H110ZM110 153L107 155V158H105V159H108V157H111L110 156ZM115 153V152H114ZM118 154H120L119 152H117ZM117 153H116V155H117ZM148 153V152H147ZM159 153V152H158ZM157 153V154H158ZM183 153V152H182ZM181 153V155L180 156H182L183 154ZM202 153V152H201ZM206 153V152H205ZM218 153V152H217ZM256 153H253L254 154V158H256L258 155L256 154ZM91 154V153H90ZM101 154V153H100ZM139 154V153H138ZM149 154V153H148ZM157 154H155V155H157ZM195 154H196V152H195ZM195 154H194V152H193V155L194 156H191V159L193 158V157H195ZM199 154H200V152H199ZM214 154V153H213ZM216 154V153H215ZM256 154V155H255ZM259 154V153H258ZM95 155H96V153H95ZM103 155L101 156L102 158H103ZM124 155V154H123ZM178 155V154H177ZM198 155V154H197ZM206 155H210V154H207L206 153ZM247 156H248V154H246ZM264 155V154H263ZM93 156V155H92ZM91 156V157H92ZM105 156H106V154H105ZM104 156V157H105ZM118 156H121V155H118ZM138 157L136 158L137 159V161H138V159H139V155H137ZM144 156V155H143ZM158 156V155H157ZM211 156V155H210ZM210 156L208 157V159L210 158ZM243 156H244V154H243ZM250 156V155H249ZM252 156V155H251ZM256 156V157H255ZM14 157H15V155H14ZM13 157V158H14ZM134 157V156H133ZM132 157V158H133ZM159 157V156H158ZM163 156H162V154H161V157L160 158H162ZM183 157V156H182ZM197 157V156H196ZM195 157V158H196ZM199 157V156H198ZM261 157H263V156H260V158ZM94 158V157H93ZM111 158H114L113 157V155H112V157ZM111 158H109V160L111 159ZM189 158H190V156H189ZM229 158V157H228ZM251 158V157H250ZM254 158H252V159H254ZM259 158V157H258ZM119 159V158H118ZM118 159L116 160V161H118ZM127 159V158H126ZM135 159V158H134ZM197 159H199V158H197ZM113 160H115V159H113ZM125 160V159H124ZM124 160H122L123 161V163H124ZM194 160V159H193ZM210 160V159H209ZM213 160V159H212ZM254 160H256V159H254ZM258 160V159H257ZM120 161V160H119ZM126 161H128V159L126 160ZM125 161V162H126ZM133 161V160H132ZM189 161V160H188ZM214 161V160H213ZM242 162V161H241ZM259 162V161H258ZM257 161H256V163H258ZM261 163H263L262 161H260ZM100 163V162H99ZM109 163V162H108ZM217 163V162H216ZM218 163H220V162H218ZM227 163V162H226ZM229 163V162H228ZM256 163H254V164H256ZM28 164V163H27ZM30 164V163H29ZM119 164V163H118ZM240 164V163H239ZM263 165H264V163H263ZM262 165V166H263ZM27 167L29 166V165H26ZM110 166V165H109ZM120 166V165H119ZM121 166H122V162H121ZM132 166V165H131ZM134 166H136V164L134 165ZM219 166V165H218ZM261 165L259 164V167H260ZM262 166H261V169L263 170V168H262ZM39 167V166H38ZM152 167V166H151ZM256 167H257V165H256ZM264 167V166H263ZM32 168V167H31ZM40 168V167H39ZM110 168H112V166L110 167ZM114 169H116V167H113ZM149 168V167H148ZM226 168H227V166H226ZM255 168V167H254ZM24 169L25 168H23L22 170L24 171ZM27 169V168H26ZM127 169H128V166H127ZM150 169V168H149ZM161 169V168H160ZM247 169H248V167H247ZM257 169H259V168H257ZM36 170V169H35ZM112 170V169H111ZM111 170H109V171H111ZM117 170H119V168L117 169ZM130 170H131V168H130ZM222 170V169H221ZM260 170V169H259ZM258 170V171H259ZM27 171H29V170H27ZM39 171V170H38ZM108 171V172H109ZM129 171V170H128ZM136 171V170H135ZM156 171V170H155ZM245 171H247V170H245ZM251 171H252V169H251ZM123 172V171H122ZM137 172V171H136ZM146 172V171H145ZM150 172V171H149ZM152 173H153V171H151ZM239 172V171H238ZM24 173H25V171H24ZM24 173H22L21 175L23 176V174ZM30 173H31V171H30ZM35 173V172H34ZM111 173V172H110ZM119 173H120V170H119ZM160 173V172H159ZM159 173H157L158 175H159ZM251 173V172H250ZM263 173H264V171H263ZM17 174V173H16ZM97 171H92V172H90V177L92 178V177H96L97 176ZM112 174V173H111ZM135 174V173H134ZM154 174V173H153ZM156 173H155V175H157ZM161 174V173H160ZM124 175V174H123ZM136 175V174H135ZM148 175V174H147ZM154 175V176H155ZM22 176H21V178H22ZM28 176V175H27ZM26 176V178H28L29 179V177H27ZM34 176V175H33ZM32 176V177H33ZM41 176V175H40ZM39 176V177H40ZM82 176V175H81ZM112 176V175H111ZM125 176V175H124ZM127 176H130V175H127ZM133 176V175H132ZM152 176V175H151ZM238 176V175H237ZM241 176V175H240ZM38 177V176H37ZM36 177V178H37ZM37 178V180L38 179H40V178ZM162 177V176H161ZM20 178V177H19ZM43 178V177H42ZM123 178V177H122ZM130 178V177H129ZM129 178H126V179H128V181L130 180ZM152 178V177H151ZM160 178V177H159ZM169 178V179H170ZM174 177H172L171 179H173ZM242 178V177H241ZM23 179H24V177H23ZM32 179V178H31ZM64 179V178H63ZM132 179V178H131ZM13 180V179H12ZM25 180H27V179H25ZM34 180V179H33ZM111 179H109L108 180V182L110 183L111 181H110ZM123 180V179H122ZM166 180H168V178L166 179ZM179 180V179H178ZM21 181V180H20ZM40 183H43V181L41 180H38ZM60 181H62V180H60ZM64 181V180H63ZM112 181H115V180H112ZM118 181V180H117ZM124 181V180H123ZM126 181V180H125ZM127 181V182H128ZM169 181V180H168ZM180 181V180H179ZM230 181V180H229ZM257 181H259V180H257ZM23 182V181H22ZM21 182V183H22ZM26 182H28V180L26 181ZM29 182H31V181H29ZM37 182V181H36ZM105 182V181H104ZM106 182H107V180H106ZM107 182V183H108ZM119 182V181H118ZM132 182V181H131ZM130 182V183H131ZM160 182V181H159ZM181 182H179V184L181 183ZM244 182V181H243ZM242 182V183H243ZM251 182H252V180H251ZM262 182H264V181H262ZM11 183V182H10ZM39 183V184H40ZM59 183V182H58ZM117 183V182H116ZM122 183V182H121ZM124 184H126L125 182H123ZM122 183V184H123ZM129 183V182H128ZM142 183H144V182H142ZM174 183V179H173V182H170V184H173ZM227 184L229 183V182H226ZM239 183H241V182H239ZM15 184H17V185H19V183H15ZM44 184V183H43ZM55 184V183H54ZM111 184H113V183H110V185ZM121 184V185H122ZM146 184V183H145ZM167 184V183H166ZM175 184V183H174ZM230 184V183H229ZM228 184V185H229ZM238 184V183H237ZM262 184V183H261ZM5 183H4V185H3V188L5 187ZM16 185V186H17ZM21 185V184H20ZM23 185V184H22ZM44 185H46V184H44ZM42 186V188L45 190V189H47V185L46 186ZM51 185V184H50ZM79 185L80 186H76L75 188H76V191L74 190V193L72 192V193H70V194H67V195H65L62 199H60L59 200V202L57 203H54V202H52L51 200H49V198L48 199H44L43 201H41L40 202V204L39 203H36L37 201H34L37 205H38V207H37V209H36V211L35 212H33L32 214L30 213V215L27 217V215H25L24 216V218H23V216H22V218H23V220H24V222L22 223L23 225H22V228H21V230L19 229V228H16V229H19L20 230V234L21 235H30L31 236V238H32V241H31V243L28 245V243H27V245H28V247H27V249H28V251H29V257L28 258H26V259H22V258H19L18 256V258H14V259H11L8 255H7V252L4 250L5 248L2 246V244L0 243V264H8V262H9V264H104V263H102V261H101V259L102 258H112V257H114V256H116L118 253H120L122 250V247H123V245H128L127 243H128V241L129 240H127V241H125V244H124V236H126L127 235V228L125 229L123 226L124 225H126L125 224V222H123V228H120L121 227V225H120V227L118 226V224H116V225H112V224H110V225H108V224H105V219H104V222L102 221V220H98V217H97V210L96 209H98V207L100 206L98 203H97V200H96V203H95V205H97L96 206V208H94V206L93 207H90V205L87 207V208H84V209H82V210H75V209H73V207H72V202L74 201V200H76V198L78 199V198H80V197H86L87 195L90 197V195L92 194V196H94L95 195V188H94V185H91V184H88V186H87V188H85L81 183H79ZM104 185H106V184H104ZM114 185V184H113ZM142 185V184H141ZM148 185V184H147ZM167 185H169V184H167ZM207 185V184H206ZM248 185H249V183H248ZM247 185V186H248ZM258 185V184H257ZM55 186V185H54ZM84 187V188H82V187ZM92 186V187H91ZM117 186V185H116ZM116 186H114V187H116ZM123 186L124 185H122V186H120V189H122L123 188ZM132 187H133V185H131ZM149 186V185H148ZM151 186V185H150ZM215 186V185H214ZM213 186V187H214ZM239 186V185H238ZM240 186L242 187V184H240ZM252 186H253V184H252ZM251 186V187H252ZM7 187V186H6ZM19 187V186H18ZM18 187L17 188H15V186H14V188L15 189H18ZM46 187V188H45ZM50 187H52V186H50ZM58 187V186H57ZM57 187H56V189H57ZM112 188H114L113 186H111ZM127 187H128V185H127ZM127 187H125V189H123V190H127ZM146 187V186H145ZM160 187H162V186H160ZM173 187V186H172ZM202 187V186H201ZM212 187V186H211ZM246 187V186H245ZM261 187H262V185H261ZM3 188H2V190H3ZM14 188H12V190H14ZM41 188V189H42ZM48 188H49V186H48ZM54 188V187H53ZM60 187H58V189H59ZM105 188H108V187H105ZM119 188V187H118ZM166 188V187H165ZM169 188V187H168ZM168 188H167V190H168ZM177 190L178 191H180L181 192V196H182V200H181V202L183 203L184 202V200H186V187H184V185L182 184V186L180 185H178L177 184ZM215 188V187H214ZM226 188H228V187H226ZM225 188V189H226ZM230 188V187H229ZM244 188V187H243ZM249 188V186L247 187V189ZM257 188V187H256ZM6 189V188H5ZM57 189V190H58ZM115 189V188H114ZM232 189V188H231ZM255 189V188H254ZM1 190V189H0ZM1 190V191H2ZM20 190H22V189H20ZM49 190V189H48ZM55 190V189H54ZM54 190H53V192H54ZM104 189H102V191H103ZM108 190H110V189H108ZM129 190H130V188H129ZM172 190H174V189H172ZM233 190V189H232ZM4 191V190H3ZM5 191H7V190H5ZM15 191V190H14ZM13 191V192H14ZM39 191H40V188H39ZM47 191V190H46ZM89 191L91 192V194H89ZM104 191H106V190H104ZM118 190H116L115 192H117ZM128 191V190H127ZM140 191V190H139ZM137 192V193H140V192ZM239 191L241 192V190L239 189ZM21 192V191H20ZM111 192V191H110ZM114 192V193H115ZM169 192V191H168ZM177 192V191H176ZM215 192H217V190L215 191ZM234 192V191H233ZM238 192V191H237ZM4 193V192H3ZM43 193V192H42ZM45 193V192H44ZM142 194H143V192H141ZM140 193V194H141ZM145 193H147V190H146V192ZM150 193H151V191H150ZM227 193V192H226ZM222 193V192H219V193H217V195H216V198H214L215 199V202H214V207H216L217 205H218V203L219 202H221V201H223L224 199H226L227 198V200H228V198H229V196H230V194L229 193ZM5 194V193H4ZM17 194V193H16ZM19 194H21V193H19ZM104 194H106V192L104 193ZM104 194H102V195H98L99 197L98 198H103V197H106V196H110L112 193H110V195L109 194H106V196H104ZM129 194V193H128ZM149 194V193H148ZM171 194V193H170ZM225 194H226V196H225ZM1 195V194H0ZM23 195V194H22ZM42 195V194H41ZM52 195H54V194H51L50 196H52ZM135 195V194H134ZM174 195H175V193H174ZM243 195H244V193H243ZM5 196H7V195H5ZM24 196V195H23ZM45 196H46V194H45ZM100 196H102V197H100ZM113 196V195H112ZM125 196V195H124ZM126 196H128V195H126ZM136 196V195H135ZM237 196V195H236ZM8 197V196H7ZM42 197V196H41ZM129 197V196H128ZM176 197V196H175ZM239 197V196H238ZM9 198V197H8ZM12 197H10V199H11ZM14 198V197H13ZM97 198V197H96ZM97 198V199H98ZM113 198V197H112ZM120 198V197H119ZM118 198V199H119ZM138 198V197H137ZM140 198H141V196H140ZM144 198V196L142 197V199ZM172 198V197H171ZM1 199V198H0ZM7 199V198H6ZM27 198H25V200H26ZM35 199H39V198H35ZM130 200H131V198H129ZM4 200V199H3ZM13 200V199H12ZM21 200V199H20ZM24 200V199H23ZM80 200V199H79ZM99 200V199H98ZM105 200V199H104ZM108 200V199H107ZM106 200V201H107ZM116 200V199H115ZM115 200H114V202H115ZM137 200H140V199H137ZM154 200V199H153ZM157 200V199H156ZM237 200V199H236ZM11 201V200H10ZM40 201V200H39ZM148 201V200H147ZM161 201V200H160ZM171 201H173V200H171ZM241 201V200H240ZM3 202V201H2ZM1 202V203H2ZM19 202V201H18ZM17 202V203H18ZM21 202H23V201H21ZM20 202V203H21ZM105 202V201H104ZM112 202V201H111ZM132 202H133V200H132ZM134 202H136V201H134ZM142 202H144V201H142ZM146 202V201H145ZM163 203H164V201H162ZM162 202H160V203H162ZM230 202V201H229ZM6 203V202H5ZM12 203H13V201H12ZM16 203V202H15ZM24 203V202H23ZM34 203V205H36ZM76 203V202H75ZM84 203V202H83ZM103 203V202H102ZM106 203V202H105ZM148 203V202H147ZM162 203V204H163ZM166 203V202H165ZM234 203V202H233ZM238 203V202H237ZM73 204H74V202H73ZM80 204V203H79ZM85 204V203H84ZM93 204V203H92ZM100 204H101V201H100ZM116 204V203H115ZM139 204H141V203H139ZM161 204V205H162ZM168 204V203H167ZM1 205H4V202H3V204H1ZM18 205V204H17ZM36 205V206H37ZM104 205V204H103ZM106 205V204H105ZM112 205H114V204H112ZM111 205V206H112ZM133 205V204H132ZM143 205V204H142ZM145 205V204H144ZM150 205V204H149ZM170 205V204H169ZM227 205H229V204H227ZM236 205H240V204H236ZM5 206V205H4ZM10 206V205H9ZM49 206H52V213H50L49 215H46V216H49V217H53V218H55V228H54V230H50V228H49V226H48V220L46 219V216H45V214L47 213V208L49 207ZM82 206V205H81ZM80 206V207H81ZM85 206V205H84ZM107 206V205H106ZM138 206V205H137ZM151 206V205H150ZM168 206V205H167ZM172 206V205H171ZM225 206V205H224ZM223 206V207H224ZM12 207H13V205H12ZM20 207H21V205H20ZM24 207V206H23ZM34 207V206H33ZM32 206H31V208H33ZM114 207V206H113ZM112 207V208H113ZM117 207V206H116ZM134 207H136V206H133V208ZM222 207V208H223ZM14 208V207H13ZM25 209L24 210H26V206L24 207ZM28 208V207H27ZM99 208H101V207H99ZM107 208H108V206H107ZM123 208V207H122ZM126 208V207H125ZM168 208V207H167ZM166 208V209H167ZM176 208V207H175ZM178 208V207H177ZM225 208V207H224ZM235 208V207H234ZM22 210H23V208H21ZM102 209V208H101ZM136 209V208H135ZM153 210H154V208H152ZM215 209V208H214ZM226 209V208H225ZM230 209V208H229ZM28 210H30V208H28ZM46 211V213H45V211ZM140 210V209H139ZM148 210V209H147ZM146 210V211H147ZM159 210V209H158ZM221 210V209H220ZM233 210V209H232ZM1 211V210H0ZM51 211V210H50ZM49 211V212H50ZM131 211V210H130ZM136 211H137V209H136ZM155 211V210H154ZM153 211V212H154ZM160 211V210H159ZM222 211H223V209H222ZM221 211V212H222ZM225 211V210H224ZM17 212V211H16ZM22 212V211H21ZM100 212V211H99ZM113 212V211H112ZM112 212H111V214H112ZM143 212V211H142ZM142 212L140 213L139 211H138V215L140 214H142ZM149 212H151L150 210H149ZM163 213H164V211H162ZM162 212L161 213H159V214H162ZM10 213V211H6L5 213H3L2 215H1V218H0V231L2 230V226H5L6 224H7V217H10L8 214ZM101 213V212H100ZM103 213V212H102ZM116 213V212H115ZM152 213V212H151ZM156 213V212H155ZM206 213H208V211L206 212ZM205 213V214H206ZM210 213V212H209ZM216 213V212H215ZM214 213V214H215ZM224 213V212H223ZM48 214V213H47ZM110 214V213H109ZM124 214V213H123ZM134 214V213H133ZM132 214V215H133ZM144 214V213H143ZM149 214V213H148ZM213 214V213H212ZM211 214V215H212ZM101 215V214H100ZM107 215V214H106ZM104 216V215H101L100 217H103L104 216V218L106 217V220H107V217L108 216ZM116 215V214H115ZM118 215V214H117ZM127 215V214H126ZM150 215H152V214H150ZM163 215V214H162ZM174 215H175V213H174ZM186 215V214H185ZM207 215H209V214H207ZM241 215V214H240ZM125 216V215H124ZM128 216H130V215H128ZM127 216V217H128ZM142 216V215H141ZM12 217V216H11ZM20 217H21V215H20ZM133 217V216H132ZM153 217V216H152ZM159 217H160V215H159ZM185 217V216H184ZM13 218V217H12ZM21 218V219H22ZM122 218V217H121ZM144 218V217H143ZM103 219V218H102ZM109 219V218H108ZM124 219H125V217L122 219L123 221H124ZM132 219V218H131ZM152 219V218H151ZM154 219V218H153ZM220 219V218H219ZM17 220V219H16ZM110 220H111V218H110ZM121 220V221H122ZM134 220V219H133ZM132 220V221H133ZM137 220H138V218H137ZM190 220V219H189ZM263 220V219H262ZM108 221V220H107ZM115 221V220H114ZM142 221V220H141ZM146 221V220H145ZM151 221V220H150ZM154 221V220H153ZM160 221V220H159ZM13 222V221H12ZM11 222V223H12ZM111 222V221H110ZM126 222H127V219H126ZM129 222H130V217H129V220H128V222H127V225L129 224ZM134 222V221H133ZM132 222V223H133ZM158 222V221H157ZM156 222V224H152L153 225V227H156V229H157V231L155 232L154 231V235L153 236H156V237H158L159 235H160V237L159 238H161V236H163L162 234L164 233L163 232V230H162V224H159V222L157 223ZM21 223V222H20ZM19 223V224H20ZM116 222H114V224H115ZM138 223V222H137ZM146 223H147V221H146ZM146 223L144 224L145 225V229H146ZM154 223H155V221H154ZM160 223H162V221L160 222ZM188 223V222H187ZM17 224V223H16ZM131 224V223H130ZM134 224H136V220H135V223ZM133 224V225H134ZM142 224V223H141ZM157 224H159V226L157 225ZM13 226H15V227H18V226H16L15 224H14V222H13V224H12ZM126 225V226H127ZM189 225L190 224H188V225H186L185 227H184V229L185 230H188L190 227H189ZM214 225V224H213ZM218 225H219V223H218ZM9 226H10V223H9ZM125 226V227H126ZM130 226V225H129ZM142 226V225H141ZM148 226H150V224L148 225ZM147 226V227H148ZM193 226V225H192ZM14 227V228H15ZM131 227H132V225H131ZM135 227V226H134ZM133 227V228H134ZM151 227V226H150ZM189 227V228H188ZM238 227V226H237ZM136 228V227H135ZM214 228V227H213ZM241 228V227H240ZM132 229V228H131ZM148 229V228H147ZM151 229V228H150ZM167 229V228H166ZM206 229H207V227H206ZM264 229V228H263ZM133 230V229H132ZM144 230V229H143ZM177 230V229H176ZM192 230V228L190 229V231ZM211 230V229H210ZM16 231V230H15ZM133 231H135V230H133ZM137 231H138V229H137ZM145 231L146 230H144V236H146V233H149L148 231H146V233H145ZM152 231H153V229H152ZM173 231V230H172ZM183 231V230H182ZM207 231V230H206ZM9 232V231H8ZM131 232V231H130ZM176 232V231H175ZM179 232H180V230H179ZM184 232V231H183ZM4 233V232H3ZM138 233V234H137ZM137 233H135V235L137 234L138 236H139V232H137ZM181 233V232H180ZM188 233H190V234H188L189 236H191V238L193 237L192 235H195V234H193L192 233V235H191V232H188ZM14 234H15V232H14ZM178 234V233H177ZM198 234H199V232H198ZM235 234V233H234ZM240 234V233H239ZM132 235H133V233H132ZM136 235V236H137ZM143 235V234H142ZM171 235V234H170ZM176 235V234H175ZM181 235V234H180ZM201 235V234H200ZM2 236V235H1ZM18 236V235H17ZM135 236V237H136ZM151 236V235H150ZM5 237H6V235H5ZM5 237H3V238H5ZM128 237H130V236H128ZM134 237V236H133ZM155 237V238H156ZM165 237V236H164ZM167 237V240H168V238H169V236H166ZM188 237V236H187ZM1 238V237H0ZM18 238H19V236H18ZM131 238H132V236H131ZM139 238H141V236L139 237ZM174 238H176V237H174ZM189 238V237H188ZM193 238H195V237H193ZM16 239H17V237H16ZM136 239H138V238H136ZM153 239V238H152ZM151 238H150V240H152ZM157 239V238H156ZM190 239V238H189ZM189 239H187V240H189ZM248 239V238H247ZM154 240V239H153ZM152 240V241H153ZM160 240V239H159ZM171 240H173V239H171ZM183 240L185 241L186 239H184L183 238ZM197 240V239H196ZM13 241V240H12ZM15 241H17V240H15ZM136 241H138V240H136ZM134 242V243H137V242ZM141 241V240H140ZM152 241H148L150 244H151V242ZM155 241V240H154ZM157 241H158V239H157ZM184 241H182L184 244L183 245H185L186 243L184 242ZM194 241V240H193ZM245 241V240H244ZM2 242H3V240H2ZM18 242L20 243V242H22L20 239H18ZM127 242V243H126ZM159 242V241H158ZM171 241H169L168 240V243H170ZM176 242V241H175ZM175 242H174V245H175V247H177L176 246V244H177V242H176V244H175ZM6 243V242H5ZM12 243V242H11ZM132 243H133V241H132ZM140 243V242H139ZM141 243H142V241H141ZM156 243V242H155ZM167 243V242H166ZM239 243V242H238ZM8 244H10V243H8ZM146 244V243H145ZM145 244H142V245H145ZM158 244V243H157ZM160 244V243H159ZM163 244V243H162ZM189 244V243H188ZM191 244V243H190ZM189 244V245H190ZM241 244V243H240ZM25 245H26V243H25ZM24 245V246H25ZM147 245V244H146ZM192 245V244H191ZM137 246V250H138V245H136ZM154 247H155V245H153ZM153 246H152V248H153ZM164 246V245H163ZM166 246V245H165ZM164 246V247H165ZM168 246V245H167ZM169 246H171V244H169ZM180 246V245H179ZM238 246V245H237ZM127 247H130V245L129 246H127ZM140 247V246H139ZM150 247V246H149ZM157 247V246H156ZM155 247V248H156ZM159 247H160V245H159ZM158 247V248H159ZM163 247V248H164ZM185 247V246H184ZM142 248V247H141ZM143 248H145L144 246H143ZM148 248V247H147ZM170 248V247H169ZM172 248H174V247H172ZM218 247L216 246V249H217ZM9 249V248H8ZM127 249H130V248H127ZM132 249V248H131ZM135 249V250H136ZM146 249V248H145ZM166 249H168V247L166 248ZM174 249H176L177 250V248H174ZM185 249V248H184ZM119 250H120V252H119ZM134 250V251H135ZM151 250V249H150ZM153 250V249H152ZM158 250V249H157ZM163 250V249H162ZM161 250V251H162ZM241 250V249H240ZM129 251V250H128ZM134 251H132L131 253H133ZM145 251V250H144ZM147 251H148V249H147ZM156 251V250H155ZM160 251V250H159ZM161 251H160V253H161ZM174 251V250H173ZM185 251H187V250H185ZM243 251V250H242ZM13 252V251H12ZM138 252V251H137ZM141 252H143L142 251V249H141ZM140 252V253H141ZM164 252H166V251H164ZM179 252V251H178ZM189 252V251H188ZM188 252H187V254H188ZM211 252H212V250H211ZM14 253V252H13ZM126 253V252H125ZM145 253H146V251H145ZM154 252H152V254H153ZM158 253V252H157ZM163 253V252H162ZM176 253V252H175ZM182 253V252H181ZM213 253V252H212ZM236 253V252H235ZM235 253H233V255L235 254ZM240 253V252H239ZM137 254V253H136ZM148 254V253H147ZM164 254V253H163ZM172 254V253H171ZM241 254V253H240ZM261 254V253H260ZM90 255H95V259H96V257H97V259L96 260H94V261H92L93 259H91L90 260V258H88ZM126 255V254H125ZM137 255H140L139 253L137 254ZM146 255V254H145ZM155 255H157L156 253H155ZM159 255V254H158ZM160 255H162V254H160ZM166 255H167V252H166ZM169 255V254H168ZM212 255V254H211ZM214 255H216V254H214ZM229 255V254H228ZM244 255V254H243ZM134 256H135V253H134ZM133 256V257H134ZM147 256V255H146ZM163 256V255H162ZM170 256H172V255H170ZM210 256V255H209ZM232 256V255H231ZM239 256H241V255H239ZM87 257V258H86ZM118 257H119V254H118ZM122 257V256H121ZM130 257H131V254H130ZM142 257V256H141ZM149 257V256H148ZM167 257V256H166ZM179 257H182V255L180 256L179 255ZM210 257H212V256H210ZM209 257V258H210ZM213 257H215V256H213ZM227 257H229L230 258V255L229 256H227ZM128 258H129V256H128ZM132 258V257H131ZM135 259H137V257L135 256L134 257ZM143 258H145V256H143L142 257V259ZM152 258H153V256H152ZM163 258H165V257H162V259ZM171 258V257H170ZM169 258V259H170ZM175 258H177V257H175ZM234 258V257H233ZM8 260V262H7V260ZM87 259H89V260H87ZM114 259V258H113ZM133 259V258H132ZM131 259V260H132ZM140 259V258H139ZM139 259H138V261H139ZM142 259H140V260H142ZM151 259V258H150ZM149 259V260H150ZM162 259H160V260H162ZM167 259V258H166ZM168 259V260H169ZM173 259V258H172ZM172 259H170V261L172 260ZM216 259V258H215ZM12 260H14V261H12ZM147 260H148V258H147ZM153 260H155V257H154V259ZM158 260V259H157ZM208 260V259H207ZM134 261V260H133ZM133 261H127V262H133ZM137 261V260H136ZM143 261V260H142ZM151 261H152V259H151ZM151 261H146V262H151ZM156 261V260H155ZM167 261V260H166ZM165 261V263H167ZM169 261V262H170ZM180 261V260H179ZM238 261V260H237ZM144 262V261H143ZM145 262V263H146ZM153 262V261H152ZM164 261H162V263H163ZM215 262V261H214ZM231 262V261H230ZM114 263V262H113ZM120 263V262H119ZM138 263V262H137ZM157 263H158V261H157ZM165 263H163V264H165ZM170 263H172V262H170ZM169 263V264H170ZM205 263V262H204ZM217 263V262H216ZM121 264V263H120ZM123 264V263H122ZM126 264V263H125ZM129 264V263H128ZM135 264V263H134ZM161 264V263H160ZM206 264V263H205Z\"/></svg>",
  "mask_w": 264,
  "mask_h": 264
}]
</instances>
